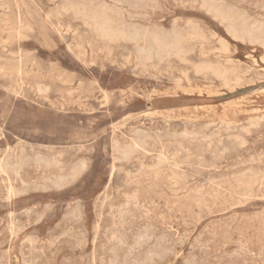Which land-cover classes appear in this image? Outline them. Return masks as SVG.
<instances>
[{"label": "rangeland", "instance_id": "1", "mask_svg": "<svg viewBox=\"0 0 264 264\" xmlns=\"http://www.w3.org/2000/svg\"><path fill=\"white\" fill-rule=\"evenodd\" d=\"M66 1L69 3V5L65 3ZM114 1H116V2H114ZM117 1H120L121 4L118 5L119 2H117ZM130 1L129 0H124V1L123 0H106V2H105V0H104V3L106 4L105 5V4H100V3H103V0H99V1L96 0V2H95V0H92V2H91V0H88V1L87 0H80V2L78 0H76V1L70 0L71 3L69 2V0H60V1L59 0H55V1L54 0H47V1L46 0H37V1L36 0H14V2H13V0H0V3H1L0 6L2 7V8H0L1 9L0 10V16H2V17H0V19L2 20V22L5 20L3 23H1V20H0V23H1L0 24V26H1L0 31L3 32V30H4V32H5V33L3 32V34H1V32H0V45H1L0 49L6 48L5 50H0V53H1L0 59H1V57L3 58V60L0 61V69L2 68L0 71V73H1L0 74V132H1L0 133V138H1L0 139V170H1L2 164L4 166L5 165L4 163L7 162L6 163V171L4 173L0 171V183H1L0 184V199H2V200L4 199L3 200L4 202L2 200H0V211H1L0 212V217H1L0 218L1 219L0 220V228H1L0 229V246H3V247H0V264H23V263H25V264H34V263L35 264H53L54 262H55L54 264H68V263L76 264L77 262H78L77 264H94V263L95 264H104V263L105 264H160V263H163V264H189V263L190 264H193V263L194 264H202V262H203V264H206V263L207 264H212V263L213 264H216V263L217 264H230V263L231 264H242V263L243 264H257V263L262 264V262L264 264V258H263L264 257V232H263L264 231V227H263L264 226V180H263L264 179V158H263L264 154H262V153H264V123L262 122L264 120V111H263L264 110V49H263V47H264V43H263L264 42V30H262V28L264 27V26H262V25H264V20H263V18H264L263 17L264 16V13H263V11H264V0H243V1H245L244 3H242V1H240V0H213V1L210 0V2H209V0H206V1L200 0L201 2L198 0L197 1L196 0H194V1L183 0L185 2L187 1L186 4L182 0H174V1L173 0H167V1L166 0H154V1L153 0H149V1L148 0H143V1L142 0H130ZM135 1H136V3H135ZM171 1H173V2H171ZM204 1H205V3H204ZM215 1H219V2H215ZM239 1H240V3H239ZM57 2H58V4H57ZM81 2L82 3L85 2V3L81 5ZM88 2H89V4H88ZM124 2H126L127 5ZM233 2H235V3H233ZM7 3H8V5H7ZM62 3H63V5H62ZM64 3L67 5L66 6L67 8L68 7L70 8V10H69V8L67 10L65 9L66 7H65ZM91 3L92 4L95 3V4L92 5ZM114 3H117V5ZM131 3H133V4H131ZM151 3H153V4H151ZM157 3L160 5V7ZM212 3L216 4L215 5L216 9L213 6L214 4H212ZM222 3L227 4V5L225 4L226 8L224 7V5ZM47 4H49V5H47ZM96 4H98V5H96ZM137 4L140 6V8ZM183 4H185V5H183ZM192 4H193V6H192ZM194 4H197V5H194ZM230 4H231V7H229ZM83 5H84V7H86L88 5L87 6L88 11H92V12L88 13L87 7H86V11L83 10L85 13L82 11V14H79L81 12L77 13V11H75L73 8V6L74 7L77 6L79 8H84ZM94 5H95L96 9H95ZM110 5H111V7L116 5L115 7H113L115 10L113 8H111ZM204 5H206L207 8ZM219 5H220V7H217ZM13 6H14V8H12ZM55 6H57V7L55 8ZM90 6L92 7L91 10L89 9ZM119 6H122V7H119ZM130 6L134 7L133 10L136 8L134 10L135 13H133L134 11H132ZM252 6L254 9L252 8ZM255 6H256V8H255ZM258 6H260V7H258ZM58 7L59 8L64 7V8H62L61 10L60 9L57 10ZM98 7L100 8V10L98 9ZM105 7H106V9H104ZM129 7H130V9H129ZM72 8H73V10H72ZM101 8L104 9L105 12ZM208 8H210L211 10ZM235 8H237L239 11ZM11 9H12V11H11ZM16 9H17V13H16ZM48 9L51 11H49ZM54 9H55V11H54ZM63 9H65L66 11L65 10L63 11ZM148 9H150V10H148ZM199 9H201V10H199ZM206 9H207V11H206ZM220 9H221V11H220ZM225 9H226V11H229V12H226ZM7 10H8V12H7ZM93 10H97V11L93 12ZM108 10H109V13H106V11H108ZM117 10H118V12H116V15L118 14L117 16L118 17L120 16L119 18H116L117 16H114L115 15L114 11H117ZM140 10H141V13H140ZM212 10H217L218 12L219 11L220 12L217 14L216 11L212 12ZM67 11H69L68 12L69 14L67 13ZM72 11H74L73 13L75 15H73V13H71ZM98 11H100V12H98ZM208 11H209V13L212 12L218 16H216L215 14L209 15ZM233 11H234V13H232ZM55 12L58 13L59 15L62 13L63 15L62 16L60 15L61 16L60 17ZM97 12L98 13L104 12V14H106L108 18H111V20H110L111 22L114 20L113 22L115 24H113V22H112V24L115 26L117 24V26H116L117 28H121V27L123 28L125 26L124 23H127V25L130 27H133L135 25L136 27H139V28L144 27L143 30H145L147 28L150 31H153V30L156 31L157 30L159 32V29L163 28V30L162 31L160 30V32L166 33V31H167V34L169 32H173L174 30L179 28V30H181L180 33L182 35H184L183 36L184 38H186L185 41H183V46H184V51L187 53L186 54H185V52L182 53L183 55H185V57L182 54L179 55V54L175 53V55H174L173 52L172 53L170 52L168 54L165 53L166 54V55L164 54L165 56L163 54L159 56V55H157L155 50H153V52L151 53L152 56L150 55V58H147L146 54H144L142 51H140L144 47H146V43L144 42V40H142V41L139 40V43L141 42L140 44L136 43L135 41H133L134 42L133 43L131 40H126V41L122 42L121 41L122 39L116 40L117 43H116V41H110L109 40L110 42H112V43H110L106 38L104 39V37L102 35H100L99 33L98 34L100 36L97 37L98 34L95 33V31H94L95 28H94V21L92 20L93 19L92 16L94 15V13L96 14ZM110 12H111V14H110ZM130 12L132 13V15ZM222 12L224 15L222 14ZM242 12H243V15H242ZM53 13H55V14H53ZM92 13H93V15H92ZM226 13H230L229 14L230 17ZM155 14H156V16H155ZM158 14L161 16H159ZM245 14H246V16L249 15L250 17L249 16L246 17ZM15 15H16V17H15ZM45 15H47L46 18L48 20L45 18ZM77 15L79 16L78 17L79 21L77 20L78 19L76 17ZM130 15L132 16V18H130L131 17ZM222 15H223V17H222ZM225 15H226V18H224ZM234 15H236V16H234ZM71 16H72V18H69ZM134 16H136V17L134 18ZM83 17H84V20L87 19V22H86V20L85 21L83 20ZM90 17L92 18L91 20L93 21V24H92V21L89 19ZM137 17L138 18L140 17V18L138 19ZM165 17H167V18H165ZM227 17H229V19L231 21L229 19H227ZM235 17H236V19L238 17L239 20L237 19L238 21H235L236 20ZM239 17H243V18L241 19ZM15 18H17V19H15ZM35 18L37 21L36 20L33 21ZM122 18L124 19L123 25H122V21H123ZM147 18H149V19H147ZM161 18L163 20H161ZM211 18H212V20H211ZM221 18H224L227 23L223 22L224 19H221ZM244 18H246V19H244ZM21 19H23V20H21ZM59 19H61V21ZM70 19H71V21H70ZM174 19L179 24L176 21H173ZM177 19H179V20H177ZM216 19H219L220 22H219V20H216ZM73 20L75 21L74 23H73ZM117 20H119L118 21L119 23L116 22ZM152 20H153V23H152ZM256 20H258V22ZM82 21H83V23H82ZM125 21H127V22H125ZM146 21L149 23H147ZM158 21H159L160 25L158 24ZM247 21L251 24L246 25V24H249ZM38 22H39V24L40 23L42 24V25L40 24L41 25V28L39 27L40 30H39V28H36V27L40 26V25H38ZM89 22L91 24H89ZM154 22L156 23L155 25H154ZM185 22H186V24H184ZM218 22H219V24H218ZM221 22H222V24L223 23L224 24L222 25ZM34 23L35 24L37 23V24L35 25ZM65 24H67V25H65ZM75 24L76 25L79 24L80 26H75ZM145 24H146V27H145ZM173 24H174V26H172ZM197 24H198V26H197ZM231 24H233V25H231ZM259 24H260V27H259ZM70 25H71V27H70ZM185 25H186V27H185ZM227 25H229V26H227ZM88 26L91 29H89ZM150 26H152V29H150L151 28ZM158 26L162 27V28H159ZM167 26L170 28H168ZM181 26H182V28L180 29ZM222 26H226L227 28L222 27ZM233 26H234V28H232ZM240 26L241 27L243 26V27L241 28ZM249 26H251V27H249ZM253 26L257 27L258 29L254 28ZM43 27L45 29L42 30ZM49 27H50V29H49ZM69 27L72 28V30ZM78 27L79 28L82 27L83 30H82V28L79 29ZM252 27H253V29H252ZM1 28H3V30H1ZM17 28H18V30H17ZM63 28H65L66 30ZM193 28H194V30H193ZM196 28H198V29H196ZM249 28H251V29H249ZM78 29L80 30V32H79L80 34L77 33ZM87 29H88L89 33H88ZM164 29L166 30L165 32H164ZM227 29H229V30H227ZM232 29H233V31H232ZM235 29H237V30H235ZM259 29H261V30H259ZM197 30H199V31H197ZM247 30L249 31V33L247 32ZM250 30L254 31L252 35H249L252 33V31H250ZM257 30H258V32H256ZM16 31H18V32H16ZM69 31H70V33H68ZM73 31H75V32L77 31V32L74 33ZM227 31H232L233 33L230 32V34H229V32H227ZM234 31L235 32L237 31L238 33L239 32L241 33L244 31L245 32L243 34L241 33L242 34L241 35L240 33L238 34L237 32H236L237 34H235ZM7 32H9V33H7ZM41 32H43V34ZM63 32H64V34H62ZM72 32H73V34H72ZM196 32H198V33H196ZM37 33H39V34L41 33L40 34L41 36L43 35L42 36L43 40H41L42 37L37 36L38 35ZM92 33H94V34L91 36ZM203 33H204V35H203ZM208 33H209V35H208ZM231 33H232V35L235 36L234 39H233V36L231 35ZM257 33H259V34H257ZM262 34H263V36H262ZM88 35H89V38H87ZM210 35H211V37H209ZM70 36L71 37L73 36L75 39H73V37L71 38ZM85 36H87V37H85ZM189 36L194 37V38H190ZM255 36H256V38L260 39L261 41L256 39ZM260 36H261V38H260ZM29 37H32V39H30ZM47 37H49V39H47ZM77 37H78V39H77ZM84 37H85V41H84ZM238 37H240V38H238ZM246 37H247V39H246ZM249 37H250V39H249ZM44 38H45V40H44ZM195 38H196V41H195ZM237 38H238V40H236ZM254 38L259 41V44L257 41H255ZM79 39H80V42H78ZM99 39H101L100 40L101 42L99 41ZM201 39H204V41H206V42H203V40H201ZM220 39L223 41H221ZM252 39H253V41H252ZM40 40L42 41V43ZM46 40L48 43L43 42ZM91 40L95 41V44L90 43ZM191 40H192V42H191ZM199 40H200V42H199ZM246 40H248V41L250 40V41L247 42ZM262 40H263V42H262ZM3 41H5V42H3ZM72 41H74L75 43L73 44ZM243 41H246V42L243 43ZM86 42L88 45L86 44ZM108 42L110 44H108ZM184 42H185V44H184ZM194 42H195V44H193ZM197 42L199 45H197ZM208 42L210 43L211 46H209ZM214 42H215V44H214ZM253 42L255 43V45ZM1 43H3L4 45ZM130 43H131V45H130ZM132 43H133V45H132ZM71 44H72V46H71ZM75 44H77L78 46H75ZM107 44H108V46H107L108 48L106 47ZM127 44H128V46H126ZM138 44L140 45V48H139ZM223 44H225V45H223ZM45 45H47V46H45ZM89 45H91V46H89ZM259 45L262 47H260ZM51 46H52V48L54 47L53 48L54 50H52ZM101 46H102V48L100 49ZM119 46H121V47H119ZM195 46H197V48ZM76 47H78V48H76ZM221 47H223L225 49V51H224V49L222 50ZM9 48H11V49H9ZM79 48L81 49V51H79ZM95 48L96 49L98 48V50H96ZM114 48L115 49L118 48V49H116L117 51ZM14 49H15V51H14ZM17 49H18V52H17ZM49 49H50V51H49ZM122 49H124V50H122ZM188 49H190V50H188ZM75 50L79 54H77V52ZM133 50H134V52H132ZM216 50H218V51H216ZM91 51L94 53H92ZM125 51H126V55H125ZM13 52H14V54L12 55L11 53H13ZM29 52H31V54ZM123 52H124V54H123ZM22 53H24V54H22ZM89 53H90V55H89ZM98 53H100L101 55H98ZM169 54L170 55L173 54V55L169 56ZM14 55H16V56H14ZM33 55L35 56V58H33L34 57ZM141 55L142 56L144 55V56L142 57ZM153 55H155V56H153ZM177 55H178V57H177ZM201 55H202V57H201ZM83 56L85 57V59ZM91 56H92V58H90L91 59V61H90V59L88 57H91ZM106 56H107V58H106ZM112 56H114V57H112ZM96 57H98V58H96ZM135 57H138V58H135ZM145 57H146V59H143ZM152 57H153V59H152ZM175 57L177 59L179 58L181 60H177ZM6 58H8V59L10 58L9 60H11V61H9L8 59L5 60ZM105 58H106V61H105ZM141 58H142V60H141ZM162 58L164 60H161ZM35 59H36V61H35ZM88 59H89V61H88ZM130 59L132 62L130 61ZM137 59L139 61H136ZM147 59L151 60V62H149V60H147ZM157 59L159 61H155ZM133 60H134V63H133ZM144 60H147V61H144ZM160 60L162 61L161 64H160ZM209 60H211V62ZM216 60H217V63H216ZM5 61L6 62L9 61V64H8V62L6 64ZM201 61H203V62L201 63ZM49 62H51V64H48ZM123 62L124 63L126 62V63L124 64ZM207 62L208 63L210 62L209 68L206 67ZM227 62H229V64H227ZM1 63H3V64H1ZM90 63H92L93 65ZM127 63H130L131 65L130 64L128 65ZM152 63H154V65ZM133 64H137V65H133ZM173 64H175V65H173ZM48 65L50 66V68ZM52 65H54V67ZM55 65H57V66H55ZM123 65H124V68H123ZM140 65H141V67H140ZM158 65L161 67H158ZM165 65H167L168 67L166 68ZM212 65L214 67H212ZM239 65H241V66H239ZM14 66H15L16 71H15V69L14 70L12 68L10 69V67L14 68ZM40 66H41V68H40ZM120 66H122V67H120ZM171 66H175V68L173 67V69H172ZM99 67H101V69ZM153 67L155 69H153ZM192 67H194V69ZM218 67H219V69L221 68L222 70L221 69L219 70ZM236 67L239 70H237ZM22 68H23V70H22ZM93 68H95V69H93ZM102 68H103V70H102ZM140 68H142V69H140ZM163 68H164V70H163ZM195 68H197L198 70ZM231 68H233L232 71H231ZM12 70H13V72H10ZM24 70H25V72H24ZM64 70H66V72ZM67 70L69 73L67 72ZM143 70H144V72H143ZM165 70H166V72H165ZM185 70H186V72H185ZM217 70L219 72L225 70V71H223L224 73L227 71H229V72L225 73V75H220L219 72H217ZM236 70H237V72H236ZM193 71H195V72H193ZM208 71H210V72H208ZM213 71H214V73L217 72L216 73L217 76H215L216 74L213 75ZM247 71H248V73H246ZM5 72H6V74H5ZM58 72H59V74H58ZM60 72H61V74L63 72V74L60 75ZM184 72H185L186 76L184 75ZM202 72H204V73H202ZM211 72H212V74H211ZM7 73L10 75L8 76ZM13 73H15V74H13ZM46 73H47L48 77L45 76ZM75 73L76 74L79 73L80 76H79V74L76 75ZM162 73H164L166 75H164ZM230 73H231V75H227ZM254 73H256V74H254ZM2 75H4V76H2ZM26 75H27V77H26ZM37 75H38V77H37ZM53 75H58L56 77L59 78L61 81L56 79V77ZM5 76H6V78H5ZM70 76H71V78H70ZM219 76H220V78H218ZM33 77L35 78V80ZM50 77H51V79L49 80ZM216 77H217V79H216ZM67 78L70 79V80H68L69 83L66 82ZM153 78H154V80H153ZM172 78H173V80H172ZM9 79H11L10 81L12 84L10 82H8ZM71 79H72V81H71ZM83 81H84V83H83ZM187 81H188V83H187ZM59 82H61L63 84L65 83L64 84L65 86H63V84H61ZM78 82H79V84H78ZM95 82H96V85H95ZM190 82H192V83H190ZM237 82H239L240 84H238ZM58 83L61 85H59ZM88 83H90V85ZM48 84H49V86H47ZM70 84H71V86H70ZM36 85H37L38 89L36 88ZM8 86H10L11 88L9 89ZM46 86L48 87V89ZM91 86H93L92 90H91ZM40 87H41L40 93L42 92L41 94L39 93ZM4 89L6 92L3 91ZM7 89H9V90H7ZM45 89L48 90V93L51 89L52 90L48 94L47 91L43 92V91H45ZM86 89H87V91H86ZM67 90H68V93H72V94L68 95ZM69 90H71V92ZM72 90L75 91L76 93L75 92L73 93ZM58 92L59 93L65 92V93L59 94ZM91 92H93V94ZM84 93H86V94L84 95ZM51 94H53V95H51ZM104 94L106 97L104 96ZM65 95H67V96H65ZM60 96H62L61 97L62 99L60 98ZM69 96H71L73 98H71ZM129 96H130V98H129ZM69 98H71V99H69ZM69 100H70V102H69ZM74 101H77V102L74 103ZM48 102H49V105H48ZM102 105H103V107H102ZM237 106H238V108H237ZM87 107H88V110H87ZM143 112L144 113L146 112V113L144 114ZM245 112H246V115H245ZM253 112L254 113L257 112V113L252 114ZM125 120L127 123L125 122ZM57 122H58V124H56ZM259 122H262V124H260ZM83 123H85V124H83ZM86 123H88V124H86ZM249 123H250V125H249ZM251 123H252V125H251ZM123 124H124V126H123ZM141 124H142V126H141ZM258 124L262 125L263 127L259 126ZM256 125H258V126L256 128H254ZM72 126H73V128H72ZM225 126H227L229 128H227ZM249 126H250V128H249ZM114 127H116V128H114ZM199 127H200V129H199ZM240 127H242V128H240ZM141 128H143V129H141ZM232 128H234L238 131H236V130L234 131V129H232ZM251 128H253V129H251ZM83 129H84V131H83ZM112 129H113V131H112ZM212 129H214V130H212ZM133 130H134L135 134L132 133ZM217 130H218V132H217ZM232 130H233V132H232ZM249 130H251V131H249ZM195 131H197L199 133H197ZM205 131H206V134L204 133ZM209 131L211 134L209 133ZM179 132L181 134H179ZM186 132H187V134H185ZM215 132L217 134H215ZM165 133H167V134H165ZM175 133L177 134L179 139H177L178 137H174L176 135ZM190 133H194V134H192L193 135L192 138L194 140H192V138L190 137L191 136ZM219 133L224 135V137L222 135H220ZM224 133H226V134H224ZM189 134H190V136H189ZM212 134H213V136H210ZM244 134H245V136H244ZM195 135H197V136H195ZM215 135H220V136L216 137ZM230 135H232L233 138L229 137ZM114 136H115V138H114ZM208 136H210V137H208ZM80 137H82V138H80ZM105 137H106V139H105ZM186 137L187 138L190 137V138L187 139ZM220 137H222V138H220ZM154 138H155V140H154ZM203 138H204V141L202 142ZM208 138L210 141H206V140H208ZM226 138H229V140H227ZM244 138H246V139H244ZM101 139H103V141ZM125 139H126V141H124ZM225 139H226V141H224ZM235 139L237 141H235ZM137 140H138V143H137ZM245 140L248 142V144ZM20 141H22V143ZM123 141H124V143H123ZM129 141L130 142L132 141V144ZM160 141H161V143H160ZM193 141H194V143H193ZM213 141L214 142L217 141V142L214 143ZM117 142L122 144V146H119L120 144H118ZM142 142H144V143H142ZM220 142H222V144ZM238 142H240V143H238ZM244 142H245V144L243 146ZM95 143L97 144V146ZM134 143H136V144H134ZM126 144L129 146L127 147ZM153 144L155 146H153ZM217 144H219V145L216 147ZM224 144H225V146H224ZM227 144H229V145H227ZM241 144H242V147L240 146ZM78 145H79V147H78ZM208 145H210V146H208ZM232 145L235 148H231V147H233ZM80 146H82V148L84 147V149L79 151L78 149H82ZM124 146H126L127 148ZM131 146H133V147L131 148ZM151 146H152L153 152L151 150ZM45 147H46V149H45ZM73 147H74V149H73ZM120 147H122V148H120ZM161 147H163V148H161ZM180 147H182V149ZM222 147L224 150L222 149ZM239 147H240V149H238ZM110 148L111 149L114 148V149L111 150ZM117 148L121 149V151L119 150L120 152H118ZM128 148L130 150L132 149L133 152H132V150L131 151L128 150ZM225 148H226L227 152H226ZM227 148L230 149V152H229V149H227ZM246 148H248V149H246ZM18 149H20L21 151H18ZM38 149H40V150H38ZM48 149L51 151H49ZM219 149L221 150V152L219 151L220 154H218ZM26 150H29V151L26 152ZM144 151H145V153H144ZM146 151H148V152H146ZM161 151L163 153H165V156L163 155V153H161ZM253 151L254 152L256 151L257 154H255ZM22 152H23V154L20 155V153H22ZM36 152H38L39 154L37 155ZM115 152H117V154L120 153V156L117 155ZM124 152H126V153L124 154ZM136 152H138V154ZM173 152H174V154H173ZM215 152L217 153V155L215 154ZM241 152L246 153V154H241ZM133 153L134 154L136 153V154L134 155ZM147 153H148V155H147ZM211 153H213V155ZM238 153H239V155H238ZM56 154H57V156H56ZM126 154H129V155H126ZM141 154H144V155H141ZM158 154H159L161 160L159 159ZM229 154H230V156H229ZM231 154H233V155H231ZM22 155L26 159L24 157H22ZM32 155H35V156H32ZM39 155H41L42 157ZM9 156L11 159L9 158ZM15 156L17 158V161L22 159L21 160L22 162H20L21 166H20L19 162L16 161L17 162L16 163L14 161V160H16ZM45 156H47V157H45ZM50 156H52V157H50ZM98 156H99V159H98ZM126 156L127 157L129 156V157L127 158ZM27 157L29 159H27ZM54 157L57 161L55 159H53ZM119 157H120V159H119ZM256 157L259 159L257 160ZM4 158H5V160H4ZM51 158L55 163H52L53 161L49 160ZM85 158H87V159H85ZM115 158H118V159H115ZM129 158H130V160H128ZM168 158H170L169 161L172 160L173 162H171V161L169 162ZM246 158H248V159H246ZM254 158H256L255 161L254 160L252 161V159H254ZM6 159L10 160L12 162L6 161ZM44 159H45V162H44ZM124 159H125V163H124ZM250 159H251V161H249ZM29 160H31V161H29ZM35 160H36V162H35ZM79 160L80 161L84 160L85 162L84 161L80 162ZM142 160H143V162H142ZM225 160H226V162H225ZM47 161L49 162V166L47 165V163H48ZM89 161H90V163H89ZM139 161H141L140 162L141 164L140 163L138 164ZM259 161H261V162H259ZM37 162H38V164H37ZM177 162L179 165H177ZM243 162H244V164H243ZM247 162L248 163L250 162L249 165L247 164ZM252 162H254V163H252ZM42 163H43V165L45 164L44 166H47V168H45L44 166H41ZM171 163H173V165H175V166L171 165ZM7 164H9V165H7ZM32 164L35 165L34 166L35 169L33 168ZM50 164L52 166V169H51ZM72 164H76L75 167H74V165L72 166ZM158 164H160V165H158ZM59 165H61V166H59ZM70 165H71L72 169L78 168V170L76 169L77 171L74 170V171H76V175H75V173H73L74 172L73 170H72L73 172H71V171L69 172L68 169H71ZM143 165H146V166H143ZM156 165H157V167H156ZM231 165L232 166L234 165L233 168H230ZM235 165H237V166H235ZM238 165L239 166L241 165V166L239 167ZM19 166L23 167L24 169L20 168ZM84 166H86V169H83ZM90 166H91V168H90ZM8 167H9V169H8ZM43 167L45 169H43ZM10 168H11V170H10ZM16 168H17V170H16ZM79 168H80V170H79ZM121 168H123V169H121ZM14 169L17 173L14 171ZM118 169L120 172L118 171ZM141 169H142V171H140ZM147 169H148V171H146ZM159 169H161V170L159 171ZM20 170H21V172L22 171L23 172L21 173ZM157 170H158V172H157ZM51 171H54V172H51ZM78 171H80L81 173ZM167 171H168V173H167ZM248 171H251V173H249ZM162 172L163 173L165 172L164 173L165 175ZM176 172H177V174H176ZM178 172H179V174H178ZM2 173H3V175H2ZM56 173H57V175H56ZM145 173H147V174L151 173V174H149L147 176V174H145ZM259 173H260V175H259ZM11 174H12V176H11ZM33 174H34V176H33ZM242 174H244V175L242 176ZM42 175H44V176H42ZM68 175H69V177H68ZM78 175L80 178L78 177ZM174 175L175 176L177 175L176 178ZM255 175H257V176H255ZM3 176H5L7 179ZM19 176H22L23 178L19 177ZM38 176H39V178H40V176L42 177L40 179V182L38 181V179H39ZM64 176H66V177H64ZM74 176L76 178L78 177L79 179L74 178ZM161 176L163 179L161 178ZM167 176H168V178H167ZM181 176H182V178H181ZM258 176H260V177H258ZM11 177H13V178H11ZM16 177L18 178L19 181L17 180ZM43 177H45V178L43 179ZM56 177H59V178H57L58 181H57ZM60 177H61V179H60ZM170 177H172V178H170ZM232 177H234V178H232ZM254 177H256V178H254ZM47 178H48V181H47ZM13 179H15V180H13ZM126 179L128 180V182L129 181L130 182L128 183L126 181ZM139 179L140 180L143 179V180L140 181ZM165 179H167V180L169 179L167 183L165 182ZM3 180H4V182H3ZM131 180L133 182H131ZM137 180H138V182L140 181L139 184H138ZM147 180H148V182H147ZM153 180H154V182H153ZM11 181L14 183H12ZM46 181L48 182V184ZM55 181H56V183H55ZM75 181H77V182H75ZM149 181H150V183H149ZM172 181H173V183H171ZM33 183H34V186L31 185ZM50 183H53L54 185H52ZM60 183H62V185ZM64 183H65V186L67 185L66 187L64 186ZM67 183L68 184L70 183V185H68ZM126 183L128 184L127 186H125ZM140 183L142 184V186ZM144 183H146V184H144ZM236 183L237 184L240 183V184H238V186H240V187H237ZM44 184H46L45 187H44ZM123 184H125V185H123ZM135 184H138V186H140V188H138L137 185H136L137 186L136 187ZM176 184H177V186H176ZM227 185H229V186H227ZM21 186H22V188H21ZM51 186H52V188H51ZM28 187L30 189H28ZM59 187H60V189H59ZM148 187H149V190H148ZM233 187H235V188L232 189V191H231V188H233ZM7 188H9L10 190ZM20 188H21V191H19ZM119 188H121V189H119ZM144 188L147 190H145ZM169 188H170V190H169ZM25 189L26 190L28 189L27 192L25 191ZM37 189H40V190L38 191ZM182 189H184V190L186 189V191H184ZM196 189H199L198 192L196 191ZM238 189H239V191H238ZM29 190H32V191L29 192ZM126 190H127V192H126ZM140 190H142V191L144 190V192H142ZM168 190L170 192L172 191L171 194ZM221 190H223V191H221ZM5 191H6V194H5ZM15 191L18 193H16ZM44 191H46V192L44 193ZM116 191H119V192H117L115 195ZM147 191H148V194H145V193H147ZM242 191L243 192L245 191V192L243 194H241ZM120 192H122V193H120ZM134 192L137 194H135ZM140 192H141V194H139ZM150 192H152V193H150ZM238 192H239V194H238ZM118 193H120V194L118 195ZM125 193L126 194L129 193V194L125 195ZM130 193H131V197H130ZM227 193H230V194H227ZM132 194L135 196L133 197ZM184 194H185V196H184ZM15 195H18V197H16ZM157 195L159 196V198H156V197H158ZM181 195H183V196H181ZM209 195H211V196H209ZM216 195H218V196H216ZM229 195H230V197H229ZM10 196H13V198L12 197L10 198ZM85 196H86V198H85ZM244 196H246V197H244ZM6 197H7V199H6ZM138 197L140 198V200ZM219 197H221V198H219ZM109 198H111V199L109 200ZM187 198H189V201L186 200ZM235 198H236V200H235ZM38 199H39V201H38ZM94 199H95L96 203L94 202ZM123 199H125V200H123ZM129 199H132V200L129 201ZM144 199H145V201H144ZM167 199H171V201L170 200L168 201ZM134 200H136V201H134ZM195 200H196V202H195ZM223 200H224V202H223ZM17 201H19V203H22V204L20 205L19 203H17ZM24 201L27 203L26 205H25ZM157 201H158V204H157ZM192 201H193V203H192ZM210 201H211V203H210ZM134 202H136V203H134ZM122 203L124 205H121ZM132 203H134V204H132ZM155 203H156V205H155ZM172 204H174V205H172ZM179 204H181V205L179 206ZM195 204H197V205H195ZM45 205H47V206H45ZM119 205H120V207H118ZM136 205H138V206H136ZM139 205H141V206H139ZM147 205L150 207H148ZM187 205L188 206L194 205L193 207H196V208L190 207L188 209ZM114 206H117V207H114ZM183 206L185 209L186 208L187 209L185 210L183 208ZM207 206L209 208H207ZM229 207H231V208H229ZM48 208H50V209L47 210ZM128 208L130 209V211ZM157 208H158V210H157ZM42 209L43 210L45 209V210L43 211ZM135 209H138L139 211L135 210ZM145 209L147 211H145ZM125 210H126V212H125ZM127 210L130 212L129 214H128ZM177 210H178V213H177ZM221 210H223V211H221ZM60 211H62V212H60ZM156 211L160 215H158V213ZM160 211H161V213H160ZM146 212H147V214H146ZM152 212L155 213V216L156 215L157 216L155 217L153 214H151ZM222 212H223V214H222ZM145 214L149 217V219ZM6 215H7V217H6ZM53 215H55V216L53 217ZM108 215H110V216H108ZM115 215H116V217H115ZM179 215H180V217H179ZM208 215H209V217H208ZM21 216H23V217H21ZM32 216L34 219L32 218ZM96 216H98V217H96ZM160 216L163 218V220L161 219ZM182 216H183V218H182ZM248 216L250 218H248ZM190 217H191V219H190ZM226 217H229V218H226ZM66 218L69 221V223L66 220ZM129 218H130V220H128ZM134 218H137V219L135 220ZM186 218L189 221H187ZM233 218H235V219H233ZM241 218H242V221H241ZM153 219H154V221H153ZM169 219H170V221H169ZM37 220L39 222H41L42 220L43 221L41 223H39ZM59 220H61V221H59ZM71 220H73V221H71ZM114 220H116V221H114ZM132 220L134 221L135 224L133 223ZM141 220H144L143 221L144 223ZM210 220H212V221H210ZM214 220H216V221H214ZM218 220L220 223L218 222ZM224 220L226 223L224 222ZM36 221L38 224L36 223ZM126 221H127V224H130V225H127ZM148 221L151 223V225ZM181 221H183V222L181 223ZM194 221H197V224H196V222L194 223ZM113 222H116L115 224H117V225L115 226V224ZM173 222H174V224H173ZM222 222H223V224H222ZM258 222H259V224H258ZM187 223H188V225H186ZM189 223L190 224L192 223L191 226ZM136 224H140V225H136ZM148 224H149V227H148ZM158 224H161L163 227L161 225H158ZM208 224H209V226H208ZM122 225L125 227H123ZM154 225L156 228L154 227ZM185 225H186V227H185ZM259 225H260V227H259ZM88 226H89V229H88ZM150 226H152V227H150ZM115 227L117 228V230ZM240 227H241V229H240ZM16 228H18V229H16ZM103 228L105 230H103ZM121 228H122V230H121ZM131 228L133 231L130 230ZM160 228H161V230H160ZM201 228H203L204 230L203 229L201 230ZM205 228H207V229H205ZM227 228H229L230 231H227V230H229ZM125 229H127V230H125ZM147 229H149V230H147ZM260 229L263 230L262 231L263 234L261 232H259ZM188 230H192V231H190L192 233L190 234V232ZM255 230H257V231H255ZM76 231H78L80 234L77 233ZM129 231H130V233H129ZM156 231L159 232L158 235H157ZM247 231H249V232H247ZM88 232H90V233H88ZM125 232H127V233H125ZM153 232H154V234H153ZM68 233H70L69 237H68L69 239L66 237V236H68ZM116 234H118V235L116 236ZM212 234H214V235H212ZM13 235H15L14 238H13ZM86 235H87V237H86ZM125 235H127V236L129 235L128 236L129 238ZM162 235H164V236H162ZM170 235H171V238H170ZM241 235L243 238L241 237ZM70 236H73L72 237L73 239ZM108 236H109V238H108ZM152 237H153V239H151ZM157 237H158V239H157ZM75 238H77V239H75ZM165 238L166 239L168 238V239L166 240ZM194 238H196V239H194ZM197 238H199V239H197ZM61 239H62V241H61ZM126 239L129 240L130 242L129 241L127 242ZM204 239H206V240H204ZM6 240H9V242ZM28 240L31 243H29ZM53 240H54V242H53ZM72 240H74V241H72ZM77 240H79V241H77ZM81 240L83 242H81ZM177 240H180V242ZM195 240L198 243L199 242L200 243L198 244L197 242H195ZM167 241L169 243L171 241H173V242H171V244H169ZM182 241H183V244H181ZM205 241H206V243H205ZM114 242L116 243V245ZM23 243H26V244H23ZM76 243L78 244V246L80 245L78 249L76 248V247H78ZM97 243H99V244H97ZM104 243H106V244H104ZM227 243H229V244H227ZM1 244H3V245H1ZM33 244H34V246H32ZM147 244H149V245H147ZM57 245H59V246L57 247ZM98 245H99V247H98ZM198 245L200 248L198 247ZM214 245H216V246H214ZM15 246H16V248H15ZM81 246H82V249H81ZM20 247H21V250H20ZM172 247H173V249H172ZM97 248H98V250H97ZM136 248H138V249H136ZM194 248H195V250H194ZM207 248H209V249L207 250ZM246 248H248V249L245 250ZM60 249L62 252L60 251ZM99 249H100V253H99ZM103 249L107 253L103 254L104 253ZM125 249H126V251H125ZM202 249L203 250L205 249V251H202ZM170 250H172V252ZM3 251H4V253H3ZM49 251H50V253H48ZM25 252L27 253V255ZM38 252L41 255H39ZM7 253H8V255H7ZM177 253H179V254H177ZM224 253H225V255H224ZM233 253H235V254H233ZM238 253H239V256H238ZM251 253H253L254 255ZM52 254L54 257L52 256ZM135 254H137V255L134 256ZM244 254H245V256H244ZM25 255H26V257H25ZM68 255H70V256H68ZM106 255L107 256L110 255V256H109V258L106 257V261H105L104 256H106ZM120 255H121V257H120ZM227 255H229V256H227ZM232 255L234 256V258ZM50 256H52L53 258ZM82 256H84L83 257L84 262H83ZM46 257L48 259V262L45 259ZM92 258H93V260H92ZM40 259H41V262H40ZM66 259H68V260H66ZM94 259L96 260V262ZM187 259H189L190 261ZM156 260H157V263H155ZM197 260H198V262H195ZM206 260H207V262H206ZM43 261H46L47 263L43 262ZM97 261H98V263H97ZM231 261H233V262H231ZM63 262H65V263H63ZM121 262H123V263H121ZM166 262H169V263H166Z\"/></svg>", "mask_w": 264, "mask_h": 264}, {"label": "bare ground", "instance_id": "2", "mask_svg": "<svg viewBox=\"0 0 264 264\" xmlns=\"http://www.w3.org/2000/svg\"><path fill=\"white\" fill-rule=\"evenodd\" d=\"M36 1H37V0H36ZM46 1H47V0H46ZM54 1H55V0H54ZM59 1H60V0H59ZM71 1H72V0H71ZM75 1H76V0H75ZM78 1L80 2V0H78ZM87 1H88V0H87ZM98 1H99V0H98ZM123 1H124V0H123ZM129 1H130V0H129ZM142 1H143V0H142ZM148 1H149V0H148ZM153 1H154V0H153ZM166 1H167V0H166ZM166 1H165V2H166ZM173 1H174V0H173ZM173 1H171V2H173ZM182 1H183V0H182ZM191 1H194V0H191ZM196 1H197V0H196ZM198 1H200V0H198ZM205 1H206V0H205ZM205 1H204V3H205ZM212 1H213V0H212ZM212 1H211V2H212ZM240 1H242V3L245 2V1H243V0H240ZM240 1H239V3H240ZM13 2H14V0H13ZM28 2H29V1H28ZM49 2H50V1H49ZM51 2H52V1H51ZM63 2H64V1H63ZM69 2H70V0H69ZM79 2H78V3H79ZM91 2H92V0H91ZM93 2H94V1H93ZM95 2H96V0H95ZM105 2H106V0H105ZM109 2H110V1H109ZM114 2H116V1H114ZM117 2H119L118 5L121 4L120 1H117ZM130 2H131V1H130ZM156 2H157V1H156ZM175 2H176V1H175ZM175 2H174V3H175ZM178 2H179V1H178ZM178 2H177V3H178ZM183 2L186 4L187 1H186V2L183 1ZM200 2H201V1H200ZM209 2H210V0H209ZM215 2H219V1H215ZM246 2H247V1H246ZM65 3L69 5V3H68L67 1H66ZM65 3H64V4H65ZM70 3H71V2H70ZM73 3H74V2H73ZM84 3H85V2H84ZM84 3L81 2V5L84 4ZM86 3H87V2H86ZM122 3H123V2H122ZM124 3H126V2H124ZM135 3H136V1H135ZM147 3H148V2H147ZM147 3H146V4H147ZM181 3H182V2H181ZM194 3H195V2H194ZM231 3H232V2H231ZM233 3H235V2H233ZM37 4H38V3H37ZM57 4H58V2H57ZM57 4H56V5H57ZM60 4H61V3H60ZM66 4H65V7L67 6ZM76 4H77V3H76ZM88 4H89V2H88ZM91 4H92V3H91ZM93 4H95V3H93ZM93 4H92V5H93ZM100 4H105V3H104V0H103V3H100ZM100 4H99V5H100ZM114 4L117 5V3H114ZM114 4H113V5H114ZM131 4H133V3H131ZM151 4H153V3H151ZM157 4H158V3H157ZM175 4H176V3H175ZM185 4H183V5H185ZM190 4H191V3H190ZM199 4H200V3H199ZM212 4H214L213 6H214V8H215V5H216V4H215V3H212ZM222 4H223V3H222ZM225 4H226V3H225ZM225 4H223V5H224V7L226 8V5H227V4H226V5H225ZM247 4H248V3H247ZM253 4H254V3H253ZM0 5H1V3H0ZM7 5H8V3H7ZM38 5H39V4H38ZM47 5H49V4H47ZM52 5H53V4H52ZM62 5H63V3H62ZM92 5H91V6H92ZM96 5H98V4H96ZM105 5H106V4H105ZM113 5H112V6H113ZM116 5H115V6H116ZM126 5H127V3H126ZM137 5H138V4H137ZM141 5H142V4H141ZM158 5H159V4H158ZM194 5H197V4H194ZM209 5H210V4H209ZM235 5H236V4H235ZM248 5H249V4H248ZM257 5H258V4H257ZM15 6H16V5H15ZM57 6H58V5H57ZM57 6H55V8H56ZM77 6H78V5H77ZM77 6H76V7L73 6L74 10L77 11V13H78V12H81V13H79V14H82V11H83V10L86 11V7H87L88 5H87V6L85 5L86 7H84V5H83L84 8H79V7H77ZM79 6H80V5H79ZM91 6H90V8H89L90 10H91V8H92ZM100 6H101V5H100ZM102 6H103V5H102ZM108 6H109V5H108ZM115 6H113V7H115ZM122 6H123V5H122ZM122 6H119V7H122ZM138 6H139V5H138ZM169 6H170V5H169ZM175 6H176V5H175ZM192 6H193V4H192ZM200 6H201V5H200ZM204 6H206V5H204ZM213 6H212V7H213ZM221 6H222V5H221ZM232 6H233V5H232ZM236 6H237V5H236ZM4 7H5V6H4ZM10 7H11V6H10ZM53 7H54V6H53ZM80 7H81V6H80ZM94 7H95V5H94ZM106 7H107V6H106ZM106 7H105L104 9H106ZM110 7H111V5H110ZM113 7H111V8H113ZM124 7H125V6H124ZM127 7H128V6H127ZM130 7H131V6H130ZM130 7H129V9H130ZM144 7H145V6H144ZM159 7H160V5H159ZM180 7H181V6H180ZM189 7H190V6H189ZM198 7H199V6H198ZM217 7H220V5L217 6ZM229 7H231V4H230ZM237 7H238V6H237ZM258 7H260V6H258ZM258 7H257V8H258ZM261 7H262V6H261ZM0 8H2V7L0 6ZM12 8H14V6H13ZM62 8H64V7H62ZM62 8H59V7H58L57 10H58V9L61 10ZM68 8H69V7H68ZM68 8L66 7L65 9L67 10ZM73 8H72V10H73ZM133 8H134V7H131L132 11H134V10L136 9V8H135V9L133 10ZM139 8H140V6H139ZM146 8H147V7H146ZM157 8H158V7H157ZM181 8H182V7H181ZM200 8H201V7H200ZM202 8H203V7H202ZM206 8H207V6H206ZM210 8H211V7H210ZM210 8H208V9H210ZM221 8H222V7H221ZM238 8H239V7H238ZM252 8H253V6H252ZM255 8H256V6H255ZM24 9H25V8H24ZM29 9H30V8H29ZM51 9H52V8H51ZM65 9H63V11H64ZM95 9H96V7H95ZM98 9L100 10L99 7H98ZM101 9H102V8H101ZM104 9H102V10L104 11ZM108 9H109V8H108ZM113 9H114V8H113ZM118 9H119V8H118ZM122 9H123V8H122ZM141 9H142V8H141ZM152 9H153V8H152ZM152 9H151V10H152ZM160 9H161V8H160ZM164 9H165V8H164ZM164 9H163V10H164ZM182 9H183V8H182ZM189 9H190V8H189ZM203 9H204V8H203ZM215 9H216V8H215ZM222 9H223V8H222ZM235 9H237V8H235ZM249 9H250V8H249ZM253 9H254V8H253ZM0 10H1V9H0ZM2 10H3V9H2ZM48 10H49V9H48ZM57 10H56V11H57ZM66 10H65V11H66ZM69 10H70V8H69ZM102 10H101V11H102ZM109 10H110V9H109ZM109 10L106 11V13H109ZM111 10H112V9H111ZM114 10H115V9H114ZM148 10H150V9H148ZM154 10H155V9H154ZM156 10H157V9H156ZM199 10H201V9H199ZM210 10H211V9H210ZM217 10H218V9H217ZM217 10H212V12H213V11H216L217 14H218V13L221 11V9H220L219 12H218ZM231 10H232V9H231ZM237 10H238V9H237ZM247 10H248V9H247ZM255 10H256V9H255ZM258 10H259V9H258ZM262 10H263V9H262ZM11 11H12V9H11ZM49 11H51V10H49ZM54 11H55V9H54ZM87 11H88V7H87ZM94 11H97V10H93V12H94ZM119 11H120V10H119ZM128 11H129V10H128ZM136 11H137V10H136ZM142 11H143V10H142ZM152 11H153V10H152ZM164 11H165V10H164ZM164 11H163V12H164ZM167 11H168V10H167ZM202 11H203V10H202ZM206 11H207V9H206ZM223 11H224V10H223ZM225 11H226V9H225ZM238 11H239V10H238ZM259 11H260V10H259ZM7 12H8V10H7ZM24 12H25V11H24ZM58 12H59V11H58ZM68 12H69V11H67V13H68ZM73 12H74V11H72L71 13H73ZM83 12H84V11H83ZM89 12H92V11H88V13H89ZM98 12H100V11H98ZM98 12H97L96 14L94 13V15H93V13H92L93 16L90 14V15L92 16L93 19H92L91 17H90L89 19H90V20L92 19V20L94 21V28H95L94 31H95V33H97V34L99 33L100 35H102V36L104 37V39L106 38L108 41H109V40H110V41H116V40H118V39H119V40L122 39V40H121L122 42H123V41H126V40H131L132 42L135 41L136 43H139V40H141V41L144 40V42L146 43V47H144V48H143L142 50H140V51H142L144 54H146L147 58H150V55H151V53L153 52V50H155V52H156L157 55H159V56L162 55V54L164 55L165 53L168 54V53H170V52H171V53L173 52L174 55H175V53L181 55L183 52H185V51H184V46H183V41H185L186 38H184V37H183L184 35H182V34L180 33L181 30H179V28L176 29V30H174L173 32H169V33L167 34V31H166L165 29H164V32L166 31V33H162V32H160V30L162 31L163 28L158 26L159 28H162V29H159V32H158L157 30H156V31L153 30V31H154V32H153V31H150V30L147 29V28H146L145 30H143L144 27H143V28L141 27V28H142V29H141V28H139V27H136L135 25H134L133 27H130V26L127 25V23H124V19H123V18H122V20H123V21H122V25H123V23H124L125 26H124L123 28H122L121 26H120L121 28H117V27H116L117 24H116V26L113 25V24H115V23L113 22L114 20L112 21V22H113V24H112V22L110 21L111 18H108L107 15L104 14L105 11H104V12H101V13H98ZM116 12H118V10H117V11H114V13H115L114 16H117V15H118V14L116 15ZM123 12H124V11H123ZM161 12H162V11H161ZM212 12L209 13V11H208V14H209V15H210V14H215V13H212ZM226 12H229V11H226ZM243 12H244V11H243ZM243 12H242V15H243ZM249 12H250V11H249ZM251 12H252V11H251ZM254 12H255V11H254ZM12 13H13V12H12ZM12 13H11V14H12ZM16 13H17V9H16ZM35 13H36V12H35ZM55 13H56V12H55ZM55 13H53V14H55ZM59 13H60V12H59ZM84 13H85V12H84ZM88 13H87V14H88ZM120 13H121V12H120ZM130 13H131V12H130ZM133 13H135V11H134ZM140 13H141V10H140ZM232 13H234V11H233ZM263 13H264V11H263ZM9 14H10V13H9ZM56 14H57L58 16H60V15L62 16V15H63L62 13H61L60 15H59L58 13H56ZM68 14H69V13H68ZM68 14H67V15H68ZM79 14H78V15H79ZM87 14H86V15H87ZM110 14H111V12H110ZM122 14H123V13H122ZM128 14H129V13H128ZM159 14H160V13H159ZM159 14H158V15H159ZM222 14H223V12H222ZM226 14L229 15L230 13H226ZM248 14H249V13H248ZM261 14H262V13H261ZM64 15H65V14H64ZM73 15H75V14L73 13ZM78 15L76 16L77 18L79 17ZM131 15H132V13H131ZM131 15H130V16H131ZM134 15H135V14H134ZM137 15H138V14H137ZM147 15H148V14H147ZM215 15H216V14H215ZM223 15H224V14H223ZM223 15H222V17H223ZM242 15H241V16H242ZM257 15H258V14H257ZM46 16H47V15H45V18H46ZM52 16H53V15H52ZM61 16H60V17H61ZM65 16H66V15H65ZM88 16H89V15H88ZM124 16H125V15H124ZM150 16H151V15H150ZM150 16H149V17H150ZM155 16H156V14H155ZM159 16H161V15H159ZM159 16H158V17H159ZM169 16H170V15H169ZM169 16H168V17H169ZM213 16H214V15H213ZM216 16H218V15H216ZM216 16H215V17H216ZM231 16H232V15H231ZM234 16H236V15H234ZM245 16H246V14H245ZM247 16H249V15H247ZM247 16H246V17H247ZM254 16H255V15H254ZM258 16H259V15H258ZM0 17H2V16H0ZM15 17H16V15H15ZM48 17H49V16H48ZM54 17H55V16H54ZM119 17H120V16H119ZM119 17L117 16L116 18H119ZM121 17H122V16H121ZM128 17H129V16H128ZM135 17H136V16H134V18H135ZM140 17H141V16H140ZM140 17H139V18H140ZM145 17H146V16H145ZM229 17H230V15H229ZM229 17H227V19H229ZM249 17H250V16H249ZM259 17H260V16H259ZM263 17H264V16H263ZM28 18H29V17H28ZM69 18H72V16L69 17ZM130 18H132V16H131ZM137 18H138V17H137ZM137 18H136V19H137ZM139 18H138V19H139ZM153 18H154V17H153ZM165 18H167V17H165ZM213 18H214V17H213ZM217 18H218V17H217ZM224 18H226V15H225ZM224 18H221V19H224ZM239 18L242 19L243 17H239ZM15 19H17V18H15ZM18 19H19V18H18ZM46 19H47V18H46ZM75 19H76V18H75ZM80 19H81V18H80ZM89 19H88V20H89ZM113 19H114V18H113ZM147 19H149V18H147ZM147 19H146V20H147ZM235 19H236V17H235ZM237 19H238V17H237ZM237 19H236L235 21H238V20H239V19H238V20H237ZM244 19H246V18H244ZM252 19H253V18H252ZM0 20H1V19H0ZM10 20H11V19H10ZM21 20H23V19H21ZM35 20H36V18H35L33 21H35ZM47 20H48V19H47ZM54 20H55V19H54ZM59 20L61 21V19H59ZM67 20H68V19H67ZM77 20L79 21V18H78ZM81 20H82V19H81ZM83 20H84V17H83ZM85 20H86V22H87V19H85ZM85 20H84V21H85ZM92 20H91V21H92ZM133 20H134V19H133ZM133 20H132V21H133ZM142 20H143V19H142ZM161 20H163V19L161 18ZM164 20H165V19H164ZM177 20H179V19H177ZM188 20H189V19H188ZM211 20H212V18H211ZM216 20H219V19H216ZM229 20H230V19H229ZM254 20H255V19H254ZM259 20H260V19H259ZM263 20H264V18H263ZM4 21H5V20H4ZM4 21H3V22H4ZM18 21H19V20H18ZM31 21H32V20H31ZM36 21H37V20H36ZM60 21H59V22H60ZM63 21H64V20H63ZM70 21H71V19H70ZM93 21H92V24H93ZM118 21H119V20H117L116 22H118ZM159 21H160V20H159ZM159 21H158V24H159ZM173 21H176V20L174 19ZM193 21H194V20H193ZM196 21H197V20H196ZM213 21H214V20H213ZM230 21H231V20H230ZM233 21H234V20H233ZM248 21H249V20H248ZM248 21H247V22H248ZM250 21H251V20H250ZM256 21L258 22V20H256ZM3 22H2V20H1V23H3ZM74 22H75V21L73 20V23H74ZM76 22H77V21H76ZM80 22H81V21H80ZM80 22H79V23H80ZM125 22H127V21H125ZM146 22H147V21H146ZM161 22H162V21H161ZM176 22H177V21H176ZM188 22H189V21H188ZM219 22H220V20H219ZM219 22H218V24H219ZM223 22L227 23V22L225 21V19H224ZM244 22H245V21H244ZM253 22H254V21H253ZM1 23H0V24H1ZM17 23H18V22H17ZM60 23H61V22H60ZM71 23H72V22H71ZM82 23H83V21H82ZM118 23H119V22H118ZM132 23H133V22H132ZM137 23H138V22H137ZM147 23H149V22H147ZM152 23H153V20H152ZM165 23H166V22H165ZM170 23H171V22H170ZM177 23H178V22H177ZM177 23H176V24H177ZM215 23H216V22H215ZM238 23H239V22H238ZM248 23H249V22H248ZM4 24H5V23H4ZM34 24H35V23H34ZM36 24H37V23H36ZM36 24H35V25H36ZM40 24H41V23H40ZM40 24H39V22H38V25H40ZM61 24H62V23H61ZM89 24H91V23L89 22ZM142 24H143V23H142ZM155 24H156V23L154 22V25H155ZM174 24H175V23H174ZM174 24H173L172 26H174ZM178 24H179V23H178ZM184 24H186V22H185ZM221 24H222V22H221ZM223 24H224V23H223ZM223 24H222V25H223ZM229 24H230V23H229ZM242 24H243V23H242ZM250 24H251V23L246 24V25H250ZM253 24H254V23H253ZM255 24H256V23H255ZM260 24H261V23H260ZM260 24H259V27H260ZM41 25H42V24H41ZM41 25L38 26V27H36V28H39V27L41 28ZM57 25H58V24H57ZM65 25H67V24H65ZM85 25H86V24H85ZM85 25H84V26H85ZM150 25H151V24H150ZM152 25H153V24H152ZM159 25H160V24H159ZM192 25H193V24H192ZM231 25H233V24H231ZM231 25H230V26H231ZM5 26H6V25H5ZM59 26H60V25H59ZM62 26H63V25H62ZM75 26H80V25H79V24H78V25L75 24ZM91 26H92V25H91ZM114 26H115L116 28H115ZM131 26H132V25H131ZM148 26H149V25H148ZM183 26H184V25H183ZM189 26H190V25H189ZM197 26H198V24H197ZM227 26H229V25H227ZM237 26H238V25H237ZM262 26H264V25H262ZM0 27H1V26H0ZM57 27H58V26H57ZM65 27H66V26H65ZM70 27H71V25H70ZM70 27H69V28H70ZM73 27H74V26H73ZM92 27H93V26H92ZM118 27H119V26H118ZM145 27H146V24H145ZM150 27H151L150 29H152V26H150ZM165 27H166V26H165ZM167 27H168V26H167ZM178 27H179V26H178ZM185 27H186V25H185ZM191 27H192V26H191ZM195 27H196V26H195ZM220 27H221V26H220ZM222 27H226V26H222ZM240 27H241V26H240ZM242 27H243V26H242ZM242 27H241V28H242ZM249 27H251V26H249ZM253 27H254V26H253ZM253 27H252V29H253ZM31 28H32V27H31ZM40 28H39V30H40ZM74 28H75V27H74ZM78 28H79V27H78ZM81 28H82V27H80L79 29H81ZM86 28H87V27H86ZM86 28H85V29H86ZM88 28H89V26H88ZM168 28H170V27H168ZM173 28H174V27H173ZM181 28H182V26L180 27V29H181ZM199 28H200V27H199ZM226 28H227V27H226ZM226 28H225V29H226ZM230 28H231V27H230ZM232 28H234V26H233ZM244 28H245V27H244ZM247 28H248V27H247ZM247 28H246V29H247ZM254 28H257V27H254ZM261 28H262V27H261ZM263 28H264V27H263ZM263 28H262V30H264ZM6 29H7V28H6ZM43 29H45V28L43 27L42 30H43ZM49 29H50V27H49ZM63 29H65V28H63ZM70 29L72 30V28H70ZM79 29H78V32L76 31L77 33L80 32ZM89 29H91V28H89ZM174 29H175V28H174ZM184 29H185V28H184ZM196 29H198V28H196ZM239 29H240V28H239ZM239 29H238V30H239ZM249 29H251V28H249ZM257 29H258V28H257ZM1 30H3V28H1ZM17 30H18V28H17ZM28 30H29V29H28ZM65 30H66V29H65ZM68 30H69V29H68ZM75 30H76V29H75ZM82 30H83V28H82ZM178 30H179V31H178ZM193 30H194V28H193ZM227 30H229V29H227ZM235 30H237V29H235ZM254 30H255V29H254ZM259 30H261V29H259ZM7 31H8V30H7ZM33 31H34V30H33ZM45 31H46V30H45ZM51 31H52V30H51ZM61 31H62V30H61ZM87 31H88V29H87ZM168 31H169V30H168ZM187 31H188V30H187ZM197 31H199V30H197ZM232 31H233V29H232ZM232 31H227V32H229V34H230V32H232ZM250 31H252V33L250 32L251 34H249V35H252L254 31H253V30H250ZM0 32H1V31H0ZM3 32H4V30H3ZM3 32H1V34H3ZM16 32H18V31H16ZM28 32H29V31H28ZM65 32H66V31H65ZM73 32L76 33L75 31H73ZM73 32H72V34H73ZM185 32H186V31H185ZM236 32H237V31H236ZM236 32L234 31L235 34L238 33V32H237V33H236ZM244 32H245V31H244ZM244 32H241V33L243 34ZM247 32L249 33L248 30H247ZM256 32H258V30H257ZM259 32H260V31H259ZM261 32H262V31H261ZM4 33H5V32H4ZM7 33H9V32H7ZM41 33L43 34V32H41ZM41 33H40V34H41ZM44 33H45V32H44ZM68 33H70V31H69ZM88 33H89V31H88ZM182 33H183V32H182ZM191 33H192V32H191ZM194 33H195V32H194ZM196 33H198V32H196ZM200 33H201V32H200ZM205 33H206V32H205ZM232 33H233V32H232ZM232 33H231V35H232ZM239 33H240V32H239ZM239 33H238V34H239ZM241 33H240V34H241ZM10 34H11V33H10ZM37 34H38V35H37L38 37H42V36H43V35L41 36L39 33H37ZM57 34H58V33H57ZM62 34H64V32H63ZM79 34H80V33H79ZM81 34H82V33H81ZM83 34H84V33H83ZM93 34H94V33H92L91 36H92ZM99 34L97 35V37L100 36ZM206 34H207V33H206ZM242 34H241V35H242ZM246 34H247V33H246ZM257 34H259V33H257ZM260 34H261V33H260ZM39 35H40V36H39ZM86 35H87V34H86ZM89 35H90V34H89ZM89 35H88V37H87V36H85V37L89 38ZM188 35H189V34H188ZM188 35H187V36H188ZM201 35H202V34H201ZM203 35H204V33H203ZM208 35H209V33H208ZM208 35H207V36H208ZM241 35H240V36H241ZM247 35H248V34H247ZM249 35H248V36H249ZM254 35H255V34H254ZM5 36H6V35H5ZM26 36H27V35H26ZM47 36H48V35H47ZM80 36H81V35H80ZM91 36H90V37H91ZM191 36H192V35H191ZM232 36H233V39H234L235 36H234V35H232ZM238 36H239V35H238ZM257 36H258V35H257ZM262 36H263V34H262ZM45 37H46V36H45ZM70 37H71V36H70ZM72 37H73V36H72ZM72 37H71V38H72ZM85 37H84V41H85ZM189 37H190V36H189ZM195 37H196V36H195ZM199 37H200V36H199ZM209 37H211V35H210ZM229 37H230V36H229ZM236 37H237V36H236ZM244 37H245V36H244ZM250 37H251V36H250ZM250 37H249V39H250ZM258 37H259V36H258ZM29 38L32 39V37H29ZM92 38H93V37H92ZM100 38H101V37H100ZM187 38H188V37H187ZM190 38H194V37H190ZM238 38H240V37H238ZM238 38H237L236 40H238ZM252 38H253V37H252ZM255 38H256V36H255ZM255 38H254V39H255ZM260 38H261V36H260ZM38 39H39V38H38ZM47 39H49V37H47ZM73 39H75V38L73 37ZM77 39H78V37H77ZM96 39H97V38H96ZM123 39H124V40H123ZM188 39H189V38H188ZM244 39H245V38H244ZM246 39H247V37H246ZM256 39H258V38H256ZM256 39H255V41H257L258 44H259V41H258V40H260V39H258V40H256ZM262 39H263V38H262ZM1 40H2V39H1ZM41 40H43V37L41 38ZM41 40H40V41H41ZM44 40H45V38H44ZM50 40H51V39H50ZM50 40H49V41H50ZM94 40H95V39H94ZM100 40H101V39H99V41H100ZM107 40H106V41H107ZM201 40H203V42H206V41H204V39H201ZM211 40H212V39H211ZM218 40H219V39H218ZM220 40H221V39H220ZM104 41H105V40H104ZM110 41H109V42H110ZM121 41H120V42H121ZM195 41H196V38H195ZM221 41H223V40H221ZM234 41H235V40H234ZM239 41H240V40H239ZM246 41L249 42L250 40H249V41L246 40ZM246 41H243V43L246 42ZM252 41H253V39H252ZM252 41H251V42H252ZM255 41H254V42H255ZM260 41H261V40H260ZM3 42H5V41H3ZM43 42L48 43L47 40H46V41H43ZM51 42H52V41H51ZM70 42H71V41H70ZM72 42H73V44L75 43L74 41H72ZM78 42H80V39H79ZM100 42H101V41H100ZM109 42H108V44L112 43V42H110V43H109ZM127 42H128V41H127ZM191 42H192V40H191ZM199 42H200V40H199ZM203 42H202V43H203ZM209 42H210V41H209ZM209 42H208V43H209ZM251 42H250V43H251ZM254 42H253V43H254ZM262 42H263V40H262ZM37 43H38V42H37ZM39 43H40V42H39ZM41 43H42V41H41ZM49 43H50V42H49ZM81 43H82V42H81ZM81 43H80V44H81ZM90 43H94V44H95V41L91 40ZM90 43H89V44H90ZM96 43H97V42H96ZM102 43H103V42H102ZM116 43H117V41H116ZM116 43H115V44H116ZM124 43H125V42H124ZM128 43H129V42H128ZM133 43H134V42H133ZM133 43H132V45H133ZM140 43H141V42H140ZM140 43H139V44H140ZM212 43H213V42H212ZM212 43H211V44H212ZM219 43H220V42H219ZM222 43H223V42H222ZM226 43H227V42H226ZM226 43H225V44H226ZM260 43H261V42H260ZM263 43H264V42H263ZM1 44H3V43H1ZM86 44H87V42H86ZM98 44H99V43H98ZM103 44H104V43H103ZM108 44L106 45V47L108 46ZM118 44H119V43H118ZM118 44H117V45H118ZM139 44H138V45H139ZM184 44H185V42H184ZM193 44H195V42H194ZM214 44H215V42H214ZM225 44H223V45H225ZM251 44H252V43H251ZM3 45H4V44H3ZM5 45H6V44H5ZM87 45H88V44H87ZM99 45H100V44H99ZM130 45H131V43H130ZM190 45H191V44H190ZM197 45H199L198 42H197ZM254 45H255V43H254ZM262 45H263V44H262ZM0 46H1V45H0ZM43 46H44V45H43ZM45 46H47V45H45ZM71 46H72V44H71ZM75 46H78V45L75 44ZM89 46H91V45H89ZM95 46H96V45H95ZM126 46H128V44H127ZM209 46H211L210 43H209ZM226 46H227V45H226ZM226 46H225V47H226ZM259 46H260V45H259ZM15 47H16V46H15ZM73 47H74V46H73ZM80 47H81V46H80ZM96 47H97V46H96ZM114 47H115V46H114ZM116 47H117V46H116ZM119 47H121V46H119ZM119 47H118V48H119ZM192 47H193V46H192ZM195 47L197 48V46H195ZM218 47H219V46H218ZM260 47H262V46H260ZM13 48H14V47H13ZM45 48H46V47H45ZM48 48H49V47H48ZM48 48H47V49H48ZM51 48H52V46H51ZM53 48H54V47H53ZM53 48H52V50H54ZM65 48H66V47H65ZM74 48H75V47H74ZM76 48H78V47H76ZM83 48H84V47H83ZM91 48H92V47H91ZM101 48H102V46L100 47V49H101ZM107 48H108V47H107ZM107 48H106V49H107ZM110 48H111V47H110ZM112 48H113V47H112ZM118 48H116V49H118ZM139 48H140V45H139ZM189 48H190V47H189ZM212 48H213V47H212ZM221 48H222V50L224 49L223 47H221ZM5 49H6V48H5ZM5 49H2V48H1L0 50H5ZM9 49H11V48H9ZM95 49H96V48H95ZM114 49H115V48H114ZM116 49H115V50H116ZM125 49H126V48H125ZM199 49H200V48H199ZM226 49H227V48H226ZM263 49H264V47H263ZM7 50H8V49H7ZM66 50H67V49H66ZM89 50H90V49H89ZM91 50H92V49H91ZM96 50H98V48H97ZM119 50H120V49H119ZM122 50H124V49H122ZM188 50H190V49H188ZM193 50H194V49H193ZM14 51H15V49H14ZM22 51H23V50H22ZM24 51H25V50H24ZM35 51H36V50H35ZM49 51H50V49H49ZM75 51H76V50H75ZM79 51H81L80 48H79ZM116 51H117V50H116ZM197 51H198V50H197ZM216 51H218V50H216ZM216 51H215V52H216ZM224 51H225V49H224ZM224 51H223V52H224ZM17 52H18V49H17ZM59 52H60V51H59ZM72 52H73V51H72ZM76 52H77V51H76ZM85 52H86V51H85ZM91 52H92V51H91ZM104 52H105V51H104ZM107 52H108V51H107ZM107 52H106V53H107ZM132 52H134V50H133ZM142 52H141V53H142ZM220 52H221V51H220ZM2 53H3V52H2ZM29 53L31 54V52H29ZM61 53H62V52H61ZM68 53H69V52H68ZM81 53H82V52H81ZM92 53H94V52H92ZM96 53H97V52H96ZM109 53H110V52H109ZM128 53H129V52H128ZM156 53H155V54H156ZM186 53H187V52H185V54H186ZM192 53H193V52H192ZM195 53H196V52H195ZM216 53H217V52H216ZM11 54L13 55L14 52L11 53ZM11 54H10V55H11ZM22 54H24V53H22ZM34 54H35V53H34ZM77 54H79V53L77 52ZM83 54H84V53H83ZM83 54H82V55H83ZM116 54H117V53H116ZM123 54H124V52H123ZM166 54H165V55H166ZM173 54H171V55H173ZM196 54H197V53H196ZM225 54H226V53H225ZM0 55H1V53H0ZM2 55H3V54H2ZM84 55H85V54H84ZM89 55H90V53H89ZM95 55H96V54H95ZM98 55H101V54L98 53ZM125 55H126V51H125ZM136 55H137V54H136ZM157 55H156V56H157ZM165 55H164V56H165ZM171 55L169 54V56H171ZM182 55H183V54H182ZM6 56H7V55H6ZM14 56H16V55H14ZM33 56H34V55H33ZM85 56H86V55H85ZM108 56H109V55H108ZM134 56H135V55H134ZM141 56H142V55H141ZM143 56H144V55H143ZM143 56H142V57H143ZM151 56H152V55H151ZM153 56H155V55H153ZM167 56H168V55H167ZM169 56H168V57H169ZM183 56L185 57V55H183ZM198 56H199V55H198ZM4 57H5V56H4ZM12 57H13V56H12ZM12 57H11V58H12ZM77 57H78V56H77ZM83 57H84V56H83ZM103 57H104V56H103ZM112 57H114V56H112ZM120 57H121V56H120ZM131 57H132V56H131ZM177 57H178V55H177ZM201 57H202V55H201ZM33 58H35V56H34ZM88 58L90 59V58H92V56H91V57H88ZM96 58H98V57H96ZM106 58H107V56H106ZM106 58H105V61H106ZM116 58H117V57H116ZM135 58H138V57H135ZM164 58H165V57H164ZM175 58H176V57H175ZM213 58H214V57H213ZM7 59H8V58H6L5 60H7ZM9 59H10V58H9ZM9 59H8V60H9ZM22 59H23V58H22ZM47 59H48V58H47ZM84 59H85V57H84ZM89 59H88V61H89ZM128 59H129V58H128ZM131 59H132V58H131ZM131 59H130V61H131ZM143 59H146V57L143 58ZM152 59H153V57H152ZM154 59H155V58H154ZM166 59H167V58H166ZM169 59H170V58H169ZM176 59H177V58H176ZM183 59H184V58H183ZM183 59H182V60H183ZM199 59H200V58H199ZM203 59H204V58H203ZM262 59H263V58H262ZM1 60H3L2 57H1L0 61H1ZM109 60H110V59H109ZM121 60H122V59H121ZM124 60H125V59H124ZM124 60H123V61H124ZM141 60H142V58H141ZM147 60H149V59H147ZM147 60H144V61H147ZM161 60H164V59L162 58ZM161 60H160V64H161V62H162ZM177 60H181V59L178 58ZM219 60H220V59H219ZM221 60H222V59H221ZM9 61H11V60H9ZM9 61H7L8 64H9ZM12 61H13V60H12ZM14 61H15V60H14ZM35 61H36V59H35ZM90 61H91V59H90ZM105 61H104V62H105ZM136 61H139V60L137 59ZM155 61H159V60L157 59V60H155ZM199 61H200V60H199ZM209 61L211 62V60H209ZM5 62H6V61H5ZM7 62H6V64H7ZM37 62H38V61H37ZM84 62H85V61H84ZM92 62H93V61H92ZM96 62H97V61H96ZM119 62H120V61H119ZM127 62H128V61H127ZM131 62H132V61H131ZM149 62H151V60H149ZM152 62H153V61H152ZM202 62H203V61H201V63H202ZM205 62H206V61H205ZM210 62H209V63L207 62L206 67L209 68V66H210ZM212 62H213V61H212ZM224 62H225V61H224ZM230 62H231V61H230ZM85 63H86V62H85ZM123 63H124V62H123ZM125 63H126V62H125ZM125 63H124V64H125ZM133 63H134V60H133ZM146 63H147V62H146ZM154 63H155V62H154ZM154 63H152V64L154 65ZM163 63H164V62H163ZM198 63H199V62H198ZM216 63H217V60H216ZM225 63H226V62H225ZM1 64H3V63H1ZM39 64H40V63H39ZM48 64H51V62H49ZM83 64H84V63H83ZM90 64H92V63H90ZM90 64H89V65H90ZM127 64L129 65L130 63H127ZM149 64H150V63H149ZM156 64H157V63H156ZM158 64H159V63H158ZM164 64H165V63H164ZM180 64H181V63H180ZM185 64H186V63H185ZM188 64H189V63H188ZM208 64H209V65H208ZM219 64H220V63H219ZM227 64H229V62H227ZM230 64H231V63H230ZM232 64H233V63H232ZM13 65H14V64H13ZM37 65H38V64H37ZM92 65H93V64H92ZM110 65H111V64H110ZM116 65H117V64H116ZM116 65H115V66H116ZM119 65H120V64H119ZM121 65H122V64H121ZM130 65H131V64H130ZM133 65H137V64H133ZM153 65H152V66H153ZM167 65H168V64H167ZM167 65H165L166 68L168 67ZM169 65H170V64H169ZM173 65H175V64H173ZM207 65H208V66H207ZM216 65H217V64H216ZM25 66H26V65H25ZM48 66H49V65H48ZM52 66L54 67V65H52ZM55 66H57V65H55ZM155 66H156V65H155ZM202 66H203V65H202ZM239 66H241V65H239ZM38 67H39V66H38ZM46 67H47V66H46ZM61 67H62V66H61ZM94 67H95V66H94ZM120 67H122V66H120ZM129 67H130V66H129ZM136 67H137V66H136ZM140 67H141V65H140ZM145 67H146V66H145ZM158 67H161V66L158 65ZM158 67H157V68H158ZM169 67H170V66H169ZM171 67H172V69H173V67L175 68V66H171ZM190 67H191V66H190ZM195 67H196V66H195ZM198 67H199V66H198ZM212 67H214V66L212 65ZM11 68L14 70V69H15V66H14V68H13V67H10V69H11ZM31 68H32V67H31ZM33 68H34V67H33ZM40 68H41V66H40ZM49 68H50V66H49ZM57 68H58V67H57ZM57 68H56V69H57ZM88 68H89V67H88ZM99 68L101 69V67H99ZM123 68H124V65H123ZM137 68H138V67H137ZM157 68H156V69H157ZM192 68L194 69V67H192ZM225 68H226V67H225ZM1 69H2V68H1ZM1 69H0V71H1ZM25 69H26V68H25ZM54 69H55V68H54ZM93 69H95V68H93ZM117 69H118V68H117ZM119 69H120V68H119ZM125 69H126V68H125ZM140 69H142V68H140ZM143 69H144V68H143ZM153 69H155V68L153 67ZM193 69H192V70H193ZM195 69H197V68H195ZM204 69H205V68H204ZM218 69H219V67H218ZM220 69H221V68H220ZM220 69H219V70H220ZM223 69H224V68H223ZM236 69H237V67H236ZM4 70H5V69H4ZM7 70H8V69H7ZM13 70L10 71V72H13ZM22 70H23V68H22ZM26 70H27V69H26ZM59 70H60V69H59ZM62 70H63V69H62ZM68 70H69V69H68ZM68 70H67V72H68ZM102 70H103V68H102ZM131 70H132V69H131ZM134 70H135V69H134ZM134 70H133V71H134ZM138 70H139V69H138ZM144 70H145V69H144ZM144 70H143V72H144ZM163 70H164V68H163ZM167 70H168V69H167ZM197 70H198V69H197ZM205 70H206V69H205ZM211 70H212V69H211ZM211 70H210V71H211ZM221 70H222V69H221ZM232 70H233V68H231V71H232ZM237 70H239V69H237ZM237 70H236V72H237ZM2 71H3V70H2ZM15 71H16V69H15ZM32 71H33V70H32ZM36 71H37V70H36ZM64 71L66 72V70H64ZM64 71H63V72H64ZM140 71H141V70H140ZM146 71H147V70H146ZM169 71H170V70H169ZM173 71H174V70H173ZM199 71H200V70H199ZM199 71H198V72H199ZM210 71H208V72H210ZM223 71H225V70H223ZM223 71L219 72V71L217 70V72H219L220 75H225V73L229 72V71L226 70L227 72L224 73ZM231 71H230V72H231ZM7 72H8V71H7ZM10 72H9V73H10ZM20 72H21V71H20ZM24 72H25V70H24ZM28 72H29V71H28ZM50 72H51V71H50ZM63 72H62V74H63ZM65 72H64V73H65ZM100 72H101V71H100ZM103 72H104V71H103ZM130 72H131V71H130ZM156 72H157V71H156ZM162 72H163V71H162ZM165 72H166V70H165ZM165 72H164V73H165ZM185 72H186V70H185ZM185 72H184V75L186 76ZM193 72H195V71H193ZM204 72H205V71H204ZM204 72H202V73H204ZM208 72H207V73H208ZM217 72H216V73H217ZM233 72H234V71H233ZM3 73H4V72H3ZM15 73H16V72H15ZM15 73H13V74H15ZM32 73H33V72H32ZM32 73H31V74H32ZM47 73H48V72H47ZM47 73H46V75L44 74L46 77H48V76H47ZM68 73H69V72H68ZM76 73H77V72H76ZM76 73H75V74H76ZM164 73H162V74H164ZM216 73H214V71H213V75L216 74ZM231 73H232V72H231ZM231 73H230V74H227V75H231ZM246 73H248V71H247ZM246 73H245V74H246ZM0 74H1V73H0ZM5 74H6V72H5ZM5 74H4V75H5ZM26 74H27V73H26ZM28 74H29V73H28ZM34 74H35V73H34ZM58 74H59V72H58ZM62 74H61V72H60V75H62ZM71 74H72V73H71ZM73 74H74V73H73ZM78 74H79V73H78ZM78 74H76V75H78ZM104 74H105V73H104ZM180 74H181V73H180ZM187 74H188V73H187ZM194 74H195V73H194ZM197 74H198V73H197ZM208 74H209V73H208ZM211 74H212V72H211ZM254 74H256V73H254ZM4 75H2V76H4ZM7 75L9 76L10 74L7 73ZM7 75H6V76H7ZM11 75H12V74H11ZM48 75H49V74H48ZM164 75H166V74H164ZM213 75H212V76H213ZM234 75H235V74H234ZM6 76H5V78H6ZM33 76H34V75H33ZM35 76H36V75H35ZM49 76H50V75H49ZM53 76L56 77V76H58V75H53ZM63 76H64V75H63ZM71 76H72V75H71ZM71 76H70V78H71ZM79 76H80V74H79ZM143 76H144V75H143ZM147 76H148V75H147ZM172 76H173V75H172ZM182 76H183V75H182ZM182 76H181V77H182ZM194 76H195V75H194ZM215 76H217V74H216ZM241 76H242V75H241ZM12 77H13V76H12ZM12 77H11V78H12ZM26 77H27V75H26ZM37 77H38V75H37ZM61 77H62V76H61ZM173 77H174V76H173ZM203 77H204V76H203ZM8 78H9V77H8ZM33 78H34V77H33ZM39 78H40V77H39ZM44 78H45V77H44ZM44 78H43V79H44ZM62 78H63V77H62ZM68 78H69V77H68ZM68 78H67V81H66L67 83H69L68 80H70V79H68ZM73 78H74V77H73ZM218 78H220V76H219ZM50 79H51V77L49 78V80H50ZM56 79L60 80V79L57 78V77H56ZM65 79H66V78H65ZM185 79H186V78H185ZM216 79H217V77H216ZM222 79H223V78H222ZM10 80H11V79H9L8 82L11 83ZM34 80H35V78H34ZM41 80H42V79H41ZM58 80H57V81H58ZM153 80H154V78H153ZM172 80H173V78H172ZM177 80H178V79H177ZM214 80H215V79H214ZM23 81H24V80H23ZM37 81H38V80H37ZM42 81H43V80H42ZM53 81H54V80H53ZM55 81H56V80H55ZM60 81H61V80H60ZM71 81H72V79H71ZM184 81H185V80H184ZM217 81H218V80H217ZM234 81H235V80H234ZM237 81H238V80H237ZM19 82H20V81H19ZM62 82H63V81H62ZM64 82H65V81H64ZM73 82H74V81H73ZM179 82H180V81H179ZM222 82H223V81H222ZM239 82H240V81H239ZM239 82H237V83L240 84ZM241 82H242V81H241ZM29 83H30V82H29ZM59 83H61V82H59ZM59 83H58V84H59ZM83 83H84V81H83ZM187 83H188V81H187ZM190 83H192V82H190ZM11 84H12V83H11ZM18 84H19V83H18ZM37 84H38V83H37ZM61 84H63V83H61ZM61 84H59V85H61ZM64 84H65V83H64ZM64 84H63V86H65ZM71 84H72V83H71ZM71 84H70V86H71ZM78 84H79V82H78ZM88 84L90 85V83H88ZM91 84H92V83H91ZM137 84H138V83H137ZM233 84H234V83H233ZM67 85H68V84H67ZM67 85H66V86H67ZM86 85H87V84H86ZM93 85H94V84H93ZM95 85H96V82H95ZM187 85H188V84H187ZM10 86H11V85H10ZM10 86H8L9 89L11 88ZM27 86H28V85H27ZM27 86H26V87H27ZM39 86H40V85H39ZM47 86H49V84H48ZM47 86H46V87H47ZM68 86H69V85H68ZM83 86H84V85H83ZM235 86H236V85H235ZM8 87H7V88H8ZM34 87H35V86H34ZM41 87H42V86H41ZM41 87L39 88V93H40V89H41ZM43 87H44V86H43ZM92 87H93V86H91V90H92ZM97 87H98V86H97ZM223 87H224V86H223ZM247 87H248V86H247ZM36 88L38 89L37 85H36ZM51 88H52V87H51ZM60 88H61V87H60ZM78 88H79V87H78ZM78 88H77V89H78ZM86 88H87V87H86ZM98 88H99V87H98ZM236 88H237V87H236ZM5 89H6V88H5ZM5 89H4L3 91H5ZM9 89H7V90H9ZM14 89H15V88H14ZM17 89H18V88H17ZM26 89H27V88H26ZM47 89H48V87H47ZM57 89H58V88H57ZM69 89H70V88H69ZM87 89H88V88H87ZM87 89H86V91H87ZM30 90H31V89H30ZM30 90H29V91H30ZM35 90H36V89H35ZM51 90H52V89H51ZM51 90H50V91H51ZM54 90H55V89H54ZM89 90H90V89H89ZM220 90H221V89H220ZM41 91H42V90H41ZM46 91H47V93H48V90H46V89H45V91H43V92H46ZM50 91H49V93H50ZM69 91L71 92V90H69ZM99 91H100V90H99ZM104 91H105V90H104ZM5 92H6V91H5ZM5 92H4V93H5ZM13 92H14V91H13ZM72 92L74 93L75 91L72 90ZM84 92H85V91H84ZM19 93H20V92H19ZM41 93H42V92H41ZM41 93H40V94H41ZM49 93H48V94H49ZM52 93H53V92H52ZM58 93H59V92H58ZM60 93H62V92H60ZM60 93H59V94H60ZM63 93H65V92H63ZM63 93H62V94H63ZM67 93H68V90H67ZM75 93H76V92H75ZM86 93H87V92H86ZM86 93H84V95H85ZM91 93L93 94V92H91ZM34 94H35V93H34ZM45 94H46V93H45ZM62 94H61V95H62ZM69 94H72V93H68V95H69ZM92 94H91V95H92ZM108 94H109V93H108ZM110 94H111V93H110ZM150 94H151V93H150ZM17 95H18V94H17ZM43 95H44V94H43ZM51 95H53V94H51ZM51 95H50V96H51ZM74 95H75V94H74ZM91 95H90V96H91ZM111 95H112V94H111ZM6 96H7V95H6ZM33 96H34V95H33ZM50 96H49V97H50ZM65 96H67V95H65ZM71 96H72V95H71ZM71 96H69V97H71ZM78 96H79V95H78ZM81 96H82V95H81ZM81 96H80V97H81ZM92 96H93V95H92ZM104 96H105V94H104ZM40 97H41V96H40ZM61 97H62V96H60V98H61ZM105 97H106V96H105ZM46 98H47V97H46ZM51 98H52V97H51ZM71 98H73V97H71ZM71 98H69V99H71ZM129 98H130V96H129ZM38 99H39V98H38ZM61 99H62V98H61ZM77 99H78V98H77ZM82 99H83V98H82ZM103 99H104V98H103ZM53 100H54V99H53ZM100 100H101V99H100ZM110 100H111V99H110ZM43 101H44V100H43ZM46 101H47V100H46ZM59 101H60V100H59ZM63 101H64V100H63ZM81 101H82V100H81ZM69 102H70V100H69ZM76 102H77V101H74V103H76ZM99 102H100V101H99ZM31 104H32V103H31ZM69 104H70V103H69ZM72 104H73V103H72ZM48 105H49V102H48ZM50 105H51V104H50ZM84 105H85V104H84ZM105 105H106V104H105ZM51 106H52V105H51ZM60 106H61V105H60ZM80 106H81V105H80ZM120 106H121V105H120ZM102 107H103V105H102ZM184 107H185V106H184ZM62 108H63V107H62ZM62 108H61V109H62ZM237 108H238V106H237ZM56 109H57V108H56ZM84 109H85V108H84ZM145 109H146V108H145ZM87 110H88V107H87ZM148 110H149V109H148ZM61 111H62V110H61ZM168 111H169V110H168ZM263 111H264V110H263ZM150 112H151V111H150ZM152 112H153V111H152ZM155 112H156V111H155ZM257 112H258V111H257ZM257 112H255V113H257ZM259 112H260V111H259ZM143 113H144V112H143ZM145 113H146V112H145ZM145 113H144V114H145ZM255 113L253 112L252 114H255ZM245 115H246V112H245ZM144 117H145V116H144ZM167 117H168V116H167ZM166 120H167V119H166ZM257 120H258V119H257ZM136 121H137V120H136ZM170 121H171V120H170ZM48 122H49V121H48ZM125 122H126V120H125ZM128 122H129V121H128ZM141 122H142V121H141ZM150 122H151V121H150ZM218 122H219V121H218ZM252 122H253V121H252ZM255 122H256V121H255ZM262 122L264 123V120H263ZM262 122H259V123L262 124ZM126 123H127V122H126ZM133 123H134V122H133ZM139 123H140V122H139ZM144 123H145V122H144ZM257 123H258V122H257ZM56 124H58V122H57ZM65 124H66V123H65ZM83 124H85V123H83ZM86 124H88V123H86ZM148 124H149V123H148ZM156 124H157V123H156ZM241 124H242V123H241ZM244 124H245V123H244ZM260 124H258V125H259V126H262V125H260ZM67 125H68V124H67ZM91 125H92V124H91ZM113 125H114V124H113ZM116 125H117V124H116ZM169 125H170V124H169ZM219 125H220V124H219ZM249 125H250V123H249ZM251 125H252V123H251ZM253 125H254V124H253ZM258 125H256L254 128H256ZM55 126H56V125H55ZM123 126H124V124H123ZM135 126H136V125H135ZM141 126H142V124H141ZM147 126H148V125H147ZM233 126H234V125H233ZM153 127H154V126H153ZM160 127H161V126H160ZM225 127H227V126H225ZM225 127H224V128H225ZM242 127H243V126H242ZM242 127H240V128H242ZM244 127H245V126H244ZM246 127H247V126H246ZM262 127H263V126H262ZM72 128H73V126H72ZM72 128H71V129H72ZM114 128H116V127H114ZM207 128H208V127H207ZM218 128H219V127H218ZM227 128H229V127H227ZM230 128H231V127H230ZM249 128H250V126H249ZM258 128H259V127H258ZM260 128H261V127H260ZM76 129H77V128H76ZM127 129H128V128H127ZM141 129H143V128H141ZM152 129H153V128H152ZM152 129H151V130H152ZM199 129H200V127H199ZM199 129H198V130H199ZM205 129H206V128H205ZM215 129H216V128H215ZM222 129H223V128H222ZM222 129H221V130H222ZM232 129H234V128H232ZM251 129H253V128H251ZM86 130H87V129H86ZM136 130H137V129H136ZM138 130H139V129H138ZM144 130H145V129H144ZM198 130H197V131H198ZM212 130H214V129H212ZM235 130H236V129H234V131H235ZM240 130H241V129H240ZM254 130H255V129H254ZM83 131H84V129H83ZM112 131H113V129H112ZM165 131H166V130H165ZM184 131H185V130H184ZM197 131H195V132H197ZM226 131H227V130H226ZM226 131H225V132H226ZM236 131H238V130H236ZM246 131H247V130H246ZM249 131H251V130H249ZM91 132H92V131H91ZM114 132H115V131H114ZM138 132H139V131H138ZM140 132H141V131H140ZM151 132H152V131H151ZM151 132H150V133H151ZM171 132H172V131H171ZM189 132H190V131H189ZM217 132H218V130H217ZM232 132H233V130H232ZM242 132H243V131H242ZM0 133H1V132H0ZM132 133L135 134V133H134V130H133ZM197 133H199V132H197ZM204 133L206 134V131H205ZM209 133H210V131H209ZM213 133H214V132H213ZM222 133H223V132H222ZM238 133H239V132H238ZM126 134H127V133H126ZM137 134H138V133H137ZM152 134H153V133H152ZM152 134H151V135H152ZM154 134H155V133H154ZM165 134H167V133H165ZM175 134H176V133H175ZM179 134H181V133L179 132ZM179 134H178V135H179ZM185 134H187V132H186ZM190 134H191V136H190ZM190 134H189V136L192 138V136H193L192 134H194V133H190ZM205 134H204V135H205ZM210 134H211V133H210ZM215 134H217V133L215 132ZM219 134L222 135L221 133H219ZM224 134H226V133H224ZM231 134H232V133H231ZM247 134H248V133H247ZM251 134H252V133H251ZM155 135H156V134H155ZM182 135H183V134H182ZM220 135H215V136L217 137V136H220ZM241 135H242V134H241ZM133 136H134V135H133ZM135 136H136V135H135ZM153 136H154V135H153ZM156 136H157V135H156ZM195 136H197V135H195ZM198 136H199V135H198ZM210 136H213V134L210 135ZM210 136H208V137H210ZM222 136L224 137V135H222ZM225 136H226V135H225ZM238 136H239V135H238ZM244 136H245V134H244ZM86 137H87V136H86ZM86 137H85V138H86ZM91 137H92V136H91ZM123 137H124V136H123ZM171 137H172V136H171ZM174 137H178L177 134H176ZM184 137H185V136H184ZM190 137H188V138H190ZM201 137H202V136H201ZM205 137H206V136H205ZM205 137H204V138H205ZM229 137L233 138L232 135H230ZM235 137H236V136H235ZM241 137H242V136H241ZM258 137H259V136H258ZM80 138H82V137H80ZM93 138H94V137H93ZM103 138H104V137H103ZM114 138H115V136H114ZM120 138H121V137H120ZM133 138H134V137H133ZM186 138H187V137H186ZM188 138H187V139H188ZM194 138H195V137H194ZM196 138H197V137H196ZM199 138H200V137H199ZM204 138H203L202 142L204 141ZM212 138H213V137H212ZM220 138H222V137H220ZM220 138H219V139H220ZM231 138H230V139H231ZM0 139H1V138H0ZM86 139H87V138H86ZM105 139H106V137H105ZM139 139H140V138H139ZM160 139H161V138H160ZM160 139H159V140H160ZM175 139H176V138H175ZM177 139H179V137H178ZM226 139L229 140V138H226ZM226 139H225L224 141H226ZM237 139H238V138H237ZM244 139H246V138H244ZM248 139H249V138H248ZM248 139H247V140H248ZM254 139H255V138H254ZM83 140H84V139H83ZM101 140L103 141V139H101ZM154 140H155V138H154ZM159 140H158V141H159ZM190 140H191V139H190ZM190 140H189V141H190ZM192 140H194V139L192 138ZM200 140H201V139H200ZM215 140H216V139H215ZM232 140H233V139H232ZM256 140H257V139H256ZM85 141H86V140H85ZM89 141H90V140H89ZM112 141H113V140H112ZM124 141H126V139H125ZM124 141H123V143H124ZM139 141H140V140H139ZM161 141H162V140H161ZM161 141H160V143H161ZM206 141H210L209 138H208V140H206ZM235 141H237V140L235 139ZM238 141H239V140H238ZM242 141H243V140H242ZM245 141H246V140H245ZM249 141H250V140H249ZM20 142L22 143V141H20ZM129 142H130V141H129ZM151 142H152V141H151ZM174 142H175V141H174ZM213 142H214V141H213ZM215 142H217V141H215ZM215 142H214V143H215ZM233 142H234V141H233ZM246 142H247V141H246ZM93 143H94V142H93ZM113 143H114V142H113ZM115 143H116V142H115ZM117 143H118V142H117ZM130 143L132 144V141H131ZM130 143H129V144H130ZM137 143H138V140H137ZM142 143H144V142H142ZM148 143H149V142H148ZM162 143H163V142H162ZM193 143H194V141H193ZM197 143H198V142H197ZM197 143H196V144H197ZM209 143H210V142H209ZM209 143H208V144H209ZM220 143L222 144V142H220ZM234 143H235V142H234ZM238 143H240V142H238ZM95 144H96V143H95ZM118 144H120V143H118ZM131 144H130V145H131ZM134 144H136V143H134ZM155 144H156V143H155ZM174 144H175V143H174ZM202 144H203V143H202ZM206 144H207V143H206ZM210 144H211V143H210ZM225 144H226V143H225ZM225 144H224V146H225ZM244 144H245V142L243 143V146H244ZM247 144H248V142H247ZM114 145H115V144H114ZM147 145H148V144H147ZM147 145H146V146H147ZM158 145H159V144H158ZM163 145H164V144H163ZM218 145H219V144H217L216 147H217ZM227 145H229V144H227ZM234 145H235V144H234ZM249 145H250V144H249ZM37 146H38V145H37ZM96 146H97V144H96ZM119 146H122V144H120ZM119 146H118V147H119ZM126 146L128 147L129 145L126 144ZM126 146H124V147H126ZM153 146H155V145L153 144ZM156 146H157V145H156ZM165 146H166V145H165ZM195 146H196V145H195ZM206 146H207V145H206ZM208 146H210V145H208ZM230 146H231V145H230ZM232 146H233V145H232ZM238 146H239V145H238ZM238 146H237V147H238ZM240 146L242 147V144H241ZM19 147H20V146H19ZM78 147H79V145H78ZM80 147L82 148V146H80ZM127 147H126V148H127ZM132 147H133V146H131V148H132ZM140 147H141V146H140ZM167 147H168V146H167ZM249 147H250V146H249ZM43 148H44V147H43ZM51 148H52V147H51ZM120 148H122V147H120ZM129 148H130V147H129ZM129 148H128V150H130ZM138 148H139V147H138ZM157 148H158V147H157ZM161 148H163V147H161ZM180 148L182 149V147H180ZM198 148H199V147H198ZM207 148H208V147H207ZM214 148H215V147H214ZM220 148H221V147H220ZM231 148H235V147L233 146V147H231ZM261 148H262V147H261ZM15 149H16V148H15ZM32 149H33V148H32ZM32 149H31V150H32ZM41 149H42V148H41ZM45 149H46V147H45ZM73 149H74V147H73ZM83 149H84V147H83L82 149H78V150L80 151V150H83ZM96 149H97V148H96ZM110 149H111V148H110ZM113 149H114V148H113ZM113 149H111V150H113ZM117 149H118V148H117ZM142 149H143V148H142ZM153 149H154V148H153ZM166 149H167V148H166ZM169 149H170V148H169ZM169 149H168V150H169ZM174 149H175V148H174ZM195 149H196V148H195ZM209 149H210V148H209ZM212 149H213V148H212ZM222 149H223V147H222ZM227 149H229V148H227ZM238 149H240V147H239ZM246 149H248V148H246ZM246 149H245V150H246ZM24 150H25V149H24ZM38 150H40V149H38ZM48 150H49V149H48ZM68 150H69V149H68ZM119 150L121 151V149H118L117 151L120 152ZM125 150H126V149H125ZM128 150H127V151H128ZM131 150H132V149H131ZM131 150H130V151H131ZM136 150H137V149H136ZM143 150H144V149H143ZM143 150H142V151H143ZM151 150H152V146H151ZM175 150H176V149H175ZM185 150H186V149H185ZM196 150H197V149H196ZM196 150H195V151H196ZM202 150H203V149H202ZM223 150H224V149H223ZM223 150H222V151H223ZM225 150H226V148H225ZM233 150H234V149H233ZM256 150H257V149H256ZM5 151H6V150H5ZM15 151H16V150H15ZM15 151H14V152H15ZM18 151H21V150L18 149ZM27 151H29V150H26V152H27ZM49 151H51V150H49ZM55 151H56V150H55ZM90 151H91V150H90ZM181 151H182V150H181ZM207 151H208V150H207ZM213 151H214V150H213ZM219 151L221 152V150H220V149L218 150V154H220ZM241 151H242V150H241ZM246 151H247V150H246ZM2 152H3V151H2ZM113 152H114V151H113ZM132 152H133V150H132ZM132 152H131V153H132ZM146 152H148V151H146ZM152 152H153V150H152ZM226 152H227V150H226ZM229 152H230V149H229ZM234 152H235V151H234ZM242 152H243V151H242ZM242 152H241V154H246V153H242ZM253 152H254V151H253ZM253 152H252V153H253ZM5 153H6V152H5ZM11 153H12V152H11ZM11 153H10V154H11ZM24 153H25V152H24ZM110 153H111V152H110ZM115 153L117 154V152H115ZM125 153H126V152H124V154H125ZM127 153H128V152H127ZM136 153L138 154V152H136ZM136 153H135V154H136ZM144 153H145V151H144ZM161 153H163V152L161 151ZM201 153H202V152H201ZM206 153H207V152H206ZM232 153H233V152H232ZM254 153L257 154L256 151H255ZM14 154H15V153H14ZM21 154H23V152L20 153V155H21ZM26 154H27V153H26ZM32 154H33V153H32ZM34 154H35V153H34ZM36 154L38 155L39 153L36 152ZM133 154H134V153H133ZM135 154H134V155H135ZM150 154H151V153H150ZM173 154H174V152H173ZM175 154H176V153H175ZM211 154L213 155V153H211ZM215 154L217 155L216 152H215ZM236 154H237V153H236ZM262 154H264V153H262ZM11 155H12V154H11ZM28 155H29V154H28ZM37 155H36V156H37ZM42 155H43V154H42ZM47 155H48V154H47ZM98 155H99V154H98ZM117 155L120 156V153L117 154ZM126 155H129V154H126ZM134 155H133V156H134ZM141 155H144V154H141ZM141 155H140V156H141ZM147 155H148V153H147ZM156 155H157V154H156ZM163 155L165 156V153H163ZM168 155H169V154H168ZM181 155H182V154H181ZM185 155H186V154H185ZM197 155H198V154H197ZM231 155H233V154H231ZM238 155H239V153H238ZM249 155H250V154H249ZM7 156H8V155H7ZM32 156H35V155H32ZM39 156H41V155H39ZM43 156H44V155H43ZM48 156H49V155H48ZM56 156H57V154H56ZM56 156H55V157H56ZM115 156H116V155H115ZM131 156H132V155H131ZM136 156H137V155H136ZM138 156H139V155H138ZM145 156H146V155H145ZM172 156H173V155H172ZM182 156H183V155H182ZM182 156H181V157H182ZM204 156H205V155H204ZM209 156H210V155H209ZM214 156H215V155H214ZM214 156H213V157H214ZM218 156H219V155H218ZM223 156H224V155H223ZM229 156H230V154H229ZM251 156H252V155H251ZM251 156H250V157H251ZM254 156H255V155H254ZM262 156H263V155H262ZM5 157H6V156H5ZM22 157H24V156L22 155ZM37 157H38V156H37ZM41 157H42V156H41ZM45 157H47V156H45ZM45 157H44V158H45ZM50 157H52V156H50ZM50 157H49V158H50ZM55 157H54L53 159H55ZM116 157H117V156H116ZM126 157H127V156H126ZM128 157H129V156H128ZM128 157H127V158H128ZM149 157H150V156H149ZM158 157H159V159H160L159 154H158ZM158 157H157V158H158ZM186 157H187V156H186ZM221 157H222V156H221ZM236 157H237V156H236ZM252 157H253V156H252ZM7 158H8V157H7ZM9 158H10V156H9ZM15 158H16V156H15ZM18 158H19V157H18ZM24 158H25V157H24ZM34 158H35V157H34ZM127 158H126V159H127ZM176 158H177V157H176ZM178 158H179V157H178ZM242 158H243V157H242ZM256 158H257V157H256ZM256 158L252 159V161H253V160L255 161ZM263 158H264V156H263ZM10 159H11V158H10ZM25 159H26V158H25ZM27 159H29V158L27 157ZM31 159H32V158H31ZM37 159H38V158H37ZM37 159H36V160H37ZM45 159H46V158H45ZM45 159H44V162H45ZM60 159H61V158H60ZM85 159H87V158H85ZM98 159H99V156H98ZM115 159H118V158H115ZM119 159H120V157H119ZM169 159H170V158H168V161H169ZM240 159H241V158H240ZM246 159H248V158H246ZM258 159H259V158H257V160H258ZM4 160H5V158H4ZM21 160H22V159H21ZM21 160L17 161V158H16V160H14V161H15V162L17 161V162L20 163V162H22ZM36 160H35V162H36ZM38 160H39V159H38ZM38 160H37V161H38ZM46 160H47V159H46ZM49 160L51 161L52 158L49 159ZM55 160H56V159H55ZM128 160H130V158H129ZM134 160H135V159H134ZM156 160H157V159H156ZM160 160H161V159H160ZM164 160H165V159H164ZM215 160H216V159H215ZM244 160H245V159H244ZM6 161H10V160H7V159H6ZM6 161H5V162H6ZM29 161H31V160H29ZM42 161H43V160H42ZM52 161H53V160H52ZM56 161H57V160H56ZM79 161H80V160H79ZM79 161H78V162H79ZM83 161H84V160H82V161H80V162H83ZM119 161H120V160H119ZM135 161H136V160H135ZM145 161H146V160H145ZM162 161H163V160H162ZM170 161L173 162L172 160H170ZM170 161H169V162H170ZM176 161H177V160H176ZM176 161H175V162H176ZM181 161H182V160H181ZM216 161H217V160H216ZM239 161H240V160H239ZM246 161H247V160H246ZM249 161H251V159H250ZM10 162H12V161H10ZM17 162H16V163H17ZM47 162H48V161H47ZM84 162H85V161H84ZM87 162H88V161H87ZM87 162H86V163H87ZM121 162H122V161H121ZM128 162H129V161H128ZM140 162H141V161H139L138 164H139ZM142 162H143V160H142ZM169 162H168V163H169ZM179 162H180V161H179ZM220 162H221V161H220ZM225 162H226V160H225ZM234 162H235V161H234ZM259 162H261V161H259ZM6 163H7V162H6ZM6 163H4V164H5L4 166H3V164H2V166H1V170H0V171L3 172V173L6 171ZM52 163H55V162L53 161ZM69 163H70V162H69ZM89 163H90V161H89ZM117 163H118V162H117ZM124 163H125V159H124ZM126 163H127V162H126ZM165 163H166V162H165ZM200 163H201V162H200ZM202 163H203V162H202ZM236 163H237V162H236ZM239 163H240V162H239ZM245 163H246V162H245ZM249 163H250V162H249ZM249 163L247 162L248 165H249ZM252 163H254V162H252ZM11 164H12V163H11ZM26 164H27V163H26ZM37 164H38V162H37ZM67 164H68V163H67ZM91 164H92V163H91ZM96 164H97V163H96ZM111 164H112V163H111ZM118 164H119V163H118ZM120 164H121V163H120ZM140 164H141V163H140ZM169 164H170V163H169ZM233 164H234V163H233ZM243 164H244V162H243ZM7 165H9V164H7ZM14 165H15V164H14ZM17 165H18V164H17ZM27 165H28V164H27ZM27 165H26V166H27ZM44 165H45V164H44ZM44 165H43V163H42L41 166H44ZM47 165L49 166V162L47 163ZM73 165H74V167H75L76 164H72V166H73ZM78 165H79V164H78ZM83 165H84V164H83ZM83 165H82V166H83ZM158 165H160V164H158ZM164 165H165V164H164ZM171 165H173V163H171ZM177 165H179L178 162H177ZM196 165H197V164H196ZM211 165H212V164H211ZM216 165H217V164H216ZM216 165H215V166H216ZM251 165H252V164H251ZM11 166H12V165H11ZM15 166H16V165H15ZM20 166H21V163H20ZM20 166H19V167H20ZM22 166H23V165H22ZM32 166H33V168L35 169V167H34L35 165L32 164ZM50 166H51V164H50ZM59 166H61V165H59ZM63 166H64V165H63ZM65 166H66V165H65ZM87 166H88V165H87ZM96 166H97V165H96ZM96 166H95V167H96ZM143 166H146V165H143ZM173 166H175V165H173ZM213 166H214V165H213ZM233 166H234V165H233ZM233 166L231 165L230 168H233ZM235 166H237V165H235ZM238 166H239V165H238ZM240 166H241V165H240ZM240 166H239V167H240ZM44 167L47 168V166H44ZM44 167H43V169H45ZM66 167H67V166H66ZM70 167H71V165H70ZM84 167H85V168H84ZM84 167H83V169H86V166H84ZM88 167H89V166H88ZM148 167H149V166H148ZM156 167H157V165H156ZM164 167H165V166H164ZM14 168H15V167H14ZM17 168H18V167H17ZM17 168H16V170H17ZM20 168H23V167H20ZM49 168H50V167H49ZM90 168H91V166H90ZM145 168H146V167H145ZM165 168H166V167H165ZM172 168H173V167H172ZM8 169H9V167H8ZM23 169H24V168H23ZM51 169H52V166H51ZM51 169H50V170H51ZM63 169H64V168H63ZM66 169H67V168H66ZM76 169L78 170V168H73V169H72V167H71V169H68V170H69V172H70V171L73 172V171L76 170ZM121 169H123V168H121ZM121 169H120V170H121ZM150 169H151V168H150ZM173 169H174V168H173ZM235 169H236V168H235ZM10 170H11V168H10ZM72 170H73V171H72ZM77 170H76V171H77ZM79 170H80V168H79ZM87 170H88V169H87ZM133 170H134V169H133ZM160 170H161V169H159V171H160ZM168 170H169V169H168ZM176 170H177V169H176ZM225 170H226V169H225ZM7 171H8V170H7ZM14 171H15V169H14ZM76 171L73 172V173H75V175H76ZM118 171H119V169H118ZM137 171H138V170H137ZM137 171H136V172H137ZM140 171H142V169H141ZM146 171H148V169H147ZM150 171H151V170H150ZM165 171H166V170H165ZM251 171H252V170H251ZM251 171H248V172L251 173ZM9 172H10V171H9ZM15 172H16V171H15ZM20 172H21V170H20ZM22 172H23V171H22ZM22 172H21V173H22ZM51 172H54V171H51ZM64 172H65V171H64ZM78 172H80V171H78ZM119 172H120V171H119ZM124 172H125V171H124ZM157 172H158V170H157ZM157 172H156V173H157ZM3 173H2V175H3ZM10 173H11V172H10ZM10 173H9V174H10ZM12 173H13V172H12ZM16 173H17V172H16ZM73 173H72V174H73ZM80 173H81V172H80ZM143 173H144V172H143ZM151 173H152V172H151ZM151 173H149V174H151ZM162 173H163V172H162ZM164 173H165V172H164ZM164 173H163V174H164ZM167 173H168V171H167ZM246 173H247V172H246ZM246 173H245V174H246ZM257 173H258V172H257ZM19 174H20V173H19ZM26 174H27V173H26ZM41 174H42V173H41ZM41 174H40V175H41ZM69 174H70V173H69ZM83 174H84V173H83ZM145 174H147V173H145ZM149 174H147V176H148ZM158 174H159V173H158ZM176 174H177V172H176ZM178 174H179V172H178ZM181 174H182V173H181ZM247 174H248V173H247ZM56 175H57V173H56ZM63 175H64V174H63ZM80 175H81V174H80ZM87 175H88V174H87ZM101 175H102V174H101ZM134 175H135V174H134ZM137 175H138V174H137ZM139 175H140V174H139ZM141 175H142V174H141ZM164 175H165V174H164ZM166 175H167V174H166ZM169 175H170V174H169ZM243 175H244V174H242V176H243ZM252 175H253V174H252ZM259 175H260V173H259ZM11 176H12V174H11ZM22 176H23V175H22ZM22 176H19V177H22ZM25 176H26V175H25ZM33 176H34V174H33ZM42 176H44V175H42ZM145 176H146V175H145ZM154 176H155V175H154ZM172 176H173V175H172ZM174 176H175V175H174ZM176 176H177V175H176ZM176 176H175V178H176ZM246 176H247V175H246ZM255 176H257V175H255ZM3 177H5V176H3ZM64 177H66V176H64ZM68 177H69V175H68ZM78 177H79V175H78ZM78 177H77V178H78ZM90 177H91V176H90ZM130 177H131V176H130ZM140 177H141V176H140ZM252 177H253V176H252ZM258 177H260V176H258ZM5 178H6V177H5ZM11 178H13V177H11ZM16 178H17V177H16ZM16 178H15V179H16ZM22 178H23V177H22ZM25 178H26V177H25ZM38 178H39V176H38ZM41 178H42V177L40 176V178L38 179L39 182H40V179H41ZM44 178H45V177H43V179H44ZM57 178H59V177H56V179H57ZM72 178H73V177H72ZM74 178H76V177L74 176ZM77 178H76V179H77ZM79 178H80V177H79ZM79 178H78V179H79ZM87 178H88V177H87ZM127 178H128V177H127ZM142 178H143V177H142ZM147 178H148V177H147ZM152 178H153V177H152ZM161 178H162V176H161ZM167 178H168V176H167ZM170 178H172V177H170ZM181 178H182V176H181ZM232 178H234V177H232ZM248 178H249V177H248ZM254 178H256V177H254ZM6 179H7V178H6ZM15 179H13V180H15ZM36 179H37V178H36ZM49 179H50V178H49ZM56 179H55V180H56ZM60 179H61V177H60ZM140 179H141V178H140ZM140 179H139V180H140ZM154 179H155V178H154ZM162 179H163V178H162ZM17 180H18V178H17ZM29 180H30V179H29ZM87 180H88V179H87ZM93 180H94V179H93ZM142 180H143V179H142ZM142 180H140V181H142ZM166 180H167V179H165V182L167 183L169 179H168L167 181H166ZM254 180H255V179H254ZM263 180H264V179H263ZM18 181H19V180H18ZM36 181H37V180H36ZM47 181H48V178H47ZM47 181H46V182H47ZM57 181H58V179H57ZM60 181H61V180H60ZM126 181L128 182L127 179H126ZM140 181H139V182H140ZM144 181H145V180H144ZM185 181H186V180H185ZM222 181H223V180H222ZM249 181H250V180H249ZM257 181H258V180H257ZM3 182H4V180H3ZM8 182H9V181H8ZM11 182H12V181H11ZM41 182H42V181H41ZM44 182H45V181H44ZM49 182H50V181H49ZM75 182H77V181H75ZM129 182H130V181H129ZM129 182H128V183H129ZM131 182H133V181L131 180ZM137 182H138V180H137ZM137 182H136V183H137ZM139 182H138V184H139ZM147 182H148V180H147ZM153 182H154V180H153ZM156 182H157V181H156ZM169 182H170V181H169ZM214 182H215V181H214ZM237 182H238V181H237ZM12 183H14V182H12ZM12 183H11V184H12ZM55 183H56V181H55ZM62 183H63V182H62ZM62 183H60V184L62 185ZM141 183H142V182H141ZM141 183H140V184H141ZM149 183H150V181H149ZM171 183H173V181H172ZM230 183H231V182H230ZM230 183H229V184H230ZM0 184H1V183H0ZM8 184H9V183H8ZM26 184H27V183H26ZM47 184H48V182H47ZM50 184L54 185L53 183H50ZM67 184H68V183H67ZM132 184H133V183H132ZM138 184H135V186H136V185L138 186ZM144 184H146V183H144ZM169 184H170V183H169ZM209 184H210V183H209ZM238 184H240V183H238ZM238 184L236 183L237 187H240V186H238ZM255 184H256V183H255ZM19 185H20V184H19ZM27 185H28V184H27ZM31 185L34 186V183L31 184ZM31 185H30V186H31ZM45 185H46V184H44V187H45ZM68 185H70V183H69ZM123 185H125V184H123ZM127 185H128V184L126 183L125 186H127ZM151 185H152V184H151ZM172 185H173V184H172ZM172 185H171V186H172ZM187 185H188V184H187ZM244 185H245V184H244ZM244 185H243V186H244ZM260 185H261V184H260ZM30 186H29V187H30ZM48 186H49V185H48ZM64 186H65V183H64ZM66 186H67V185H66ZM66 186H65V187H66ZM100 186H101V185H100ZM132 186H133V185H132ZM135 186H134V187H135ZM137 186H136V187H137ZM141 186H142V184H141ZM171 186H170V187H171ZM176 186H177V184H176ZM182 186H183V185H182ZM227 186H229V185H227ZM233 186H234V185H233ZM29 187H28V189H30ZM31 187H32V186H31ZM35 187H36V186H35ZM44 187H43V188H44ZM46 187H47V186H46ZM49 187H50V186H49ZM53 187H54V186H53ZM57 187H58V186H57ZM60 187H61V186H60ZM60 187H59V189H60ZM62 187H63V186H62ZM136 187H135V188H136ZM150 187H151V186H150ZM156 187H157V186H156ZM207 187H208V186H207ZM218 187H219V186H218ZM230 187H231V186H230ZM259 187H260V186H259ZM18 188H19V187H18ZM18 188H17V189H18ZM21 188H22V186H21ZM21 188H20L19 191H21ZM36 188H37V187H36ZM51 188H52V186H51ZM63 188H64V187H63ZM63 188H62V189H63ZM138 188H140V186H138ZM177 188H178V187H177ZM234 188H235V187L231 188V191H232V189H234ZM248 188H249V187H248ZM248 188H247V189H248ZM3 189H4V188H3ZM7 189H9V188H7ZM14 189H15V188H14ZM28 189H27V190H28ZM32 189H33V188H32ZM53 189H54V188H53ZM55 189H56V188H55ZM62 189H61V190H62ZM65 189H66V188H65ZM67 189H68V188H67ZM119 189H121V188H119ZM144 189H145V188H144ZM152 189H153V188H152ZM152 189H151V190H152ZM259 189H260V188H259ZM9 190H10V189H9ZM27 190L25 189L26 192H27ZM37 190L39 191L40 189H37ZM51 190H52V189H51ZM136 190H137V189H136ZM145 190H147V189H145ZM148 190H149V187H148ZM169 190H170V188H169ZM169 190H168V191H169ZM182 190H184V189H182ZM191 190H192V189H191ZM198 190H199V189H196L197 192H198ZM200 190H201V189H200ZM249 190H250V189H249ZM7 191H8V190H7ZM30 191H32V190H29V192H30ZM46 191H47V190H46ZM46 191H44V193H45ZM132 191H133V190H132ZM137 191H138V190H137ZM140 191H142V190H140ZM176 191H177V190H176ZM184 191H186V189H185ZM184 191H183V192H184ZM221 191H223V190H221ZM221 191H220V192H221ZM226 191H227V190H226ZM238 191H239V189H238ZM254 191H255V190H254ZM15 192H16V191H15ZM26 192H25V193H26ZM35 192H36V191H35ZM50 192H51V191H50ZM90 192H91V191H90ZM117 192H119V191H116V192H115V195H116ZM126 192H127V190H126ZM130 192H131V191H130ZM142 192H144V190H143ZM169 192H170V191H169ZM171 192H172V191H171ZM171 192H170V194H171ZM177 192H178V191H177ZM181 192H182V191H181ZM187 192H188V191H187ZM194 192H195V191H194ZM200 192H201V191H200ZM240 192H241V191H240ZM244 192H245V191H244ZM244 192L242 191L241 194H243ZM2 193H3V192H2ZM16 193H18V192H16ZM37 193H38V192H37ZM120 193H122V192H120ZM120 193H118V195H119ZM123 193H124V192H123ZM132 193H133V192H132ZM134 193H135V192H134ZM150 193H152V192H150ZM160 193H161V192H160ZM174 193H175V192H174ZM195 193H196V192H195ZM212 193H213V192H212ZM5 194H6V191H5ZM26 194H27V193H26ZM128 194H129V193H128ZM128 194L125 193V195H128ZM135 194H137V193H135ZM139 194H141V192H140ZM145 194H148V191H147V193H145ZM186 194H187V193H186ZM205 194H206V193H205ZM224 194H225V193H224ZM224 194H223V195H224ZM227 194H230V193H227ZM238 194H239V192H238ZM9 195H10V194H9ZM11 195H12V194H11ZM58 195H59V194H58ZM99 195H100V194H99ZM104 195H105V194H104ZM132 195H133V194H132ZM197 195H198V194H197ZM200 195H201V194H200ZM200 195H199V196H200ZM212 195H213V194H212ZM219 195H220V194H219ZM223 195H222V196H223ZM236 195H237V194H236ZM15 196L18 197V195H15ZM23 196H24V195H23ZM23 196H22V197H23ZM56 196H57V195H56ZM64 196H65V195H64ZM123 196H124V195H123ZM134 196H135V195H133V197H134ZM137 196H138V195H137ZM146 196H147V195H146ZM155 196H156V195H155ZM157 196H158V195H157ZM181 196H183V195H181ZM181 196H180V197H181ZM184 196H185V194H184ZM209 196H211V195H209ZM213 196H214V195H213ZM216 196H218V195H216ZM216 196H215V197H216ZM222 196H221V197H222ZM238 196H239V195H238ZM238 196H237V197H238ZM242 196H243V195H242ZM242 196H241V197H242ZM255 196H256V195H255ZM11 197L13 198V196H10V198H11ZM19 197H20V196H19ZM44 197H45V196H44ZM53 197H54V196H53ZM97 197H98V196H97ZM97 197H96V198H97ZM106 197H107V196H106ZM106 197H105V198H106ZM117 197H118V196H117ZM128 197H129V196H128ZM130 197H131V193H130ZM141 197H142V196H141ZM167 197H168V196H167ZM170 197H171V196H170ZM221 197H219V198H221ZM229 197H230V195H229ZM241 197H240V198H241ZM244 197H246V196H244ZM85 198H86V196H85ZM135 198H136V197H135ZM138 198H139V197H138ZM156 198H159V196L156 197ZM165 198H166V197H165ZM216 198H217V197H216ZM232 198H233V197H232ZM242 198H243V197H242ZM256 198H257V197H256ZM6 199H7V197H6ZM110 199H111V198H109V200H110ZM141 199H142V198H141ZM175 199H176V198H175ZM195 199H196V198H195ZM208 199H209V198H208ZM0 200H2V199H0ZM3 200H4V199H3ZM3 200H2V201H3ZM9 200H10V199H9ZM63 200H64V199H63ZM104 200H105V199H104ZM123 200H125V199H123ZM130 200H132V199H129V201H130ZM139 200H140V198H139ZM158 200H159V199H158ZM167 200H168V201H169V200L171 201V199H167ZM173 200H174V199H173ZM183 200H184V199H183ZM186 200L189 201V198H187ZM191 200H192V199H191ZM202 200H203V199H202ZM209 200H210V199H209ZM213 200H214V199H213ZM219 200H220V199H219ZM232 200H233V199H232ZM235 200H236V198H235ZM241 200H242V199H241ZM255 200H256V199H255ZM258 200H259V199H258ZM2 201H1V202H2ZM6 201H7V200H6ZM38 201H39V199H38ZM113 201H114V200H113ZM134 201H136V200H134ZM144 201H145V199H144ZM148 201H149V200H148ZM184 201H185V200H184ZM3 202H4V201H3ZM20 202H21V201H20ZM24 202H25V201H24ZM94 202H95V199H94ZM125 202H126V201H125ZM151 202H152V201H151ZM185 202H186V201H185ZM190 202H191V201H190ZM195 202H196V200H195ZM202 202H203V201H202ZM223 202H224V200H223ZM233 202H234V201H233ZM245 202H246V201H245ZM15 203H16V202H15ZM17 203H19V201H17ZM95 203H96V202H95ZM103 203H104V202H103ZM110 203H111V202H110ZM110 203H109V204H110ZM123 203H124V202H123ZM123 203H122L121 205H124ZM134 203H136V202H134ZM134 203H132V204H134ZM142 203H143V202H142ZM145 203H146V202H145ZM187 203H188V202H187ZM192 203H193V201H192ZM198 203H199V202H198ZM203 203H204V202H203ZM210 203H211V201H210ZM4 204H5V203H4ZM10 204H11V203H10ZM19 204L21 205L22 203H19ZM26 204H27V203L25 202V205H26ZM37 204H38V203H37ZM93 204H94V203H93ZM101 204H102V203H101ZM111 204H112V203H111ZM126 204H127V203H126ZM140 204H141V203H140ZM146 204H147V203H146ZM149 204H150V203H149ZM157 204H158V201H157ZM175 204H176V203H175ZM185 204H186V203H185ZM208 204H209V203H208ZM225 204H226V203H225ZM233 204H234V203H233ZM235 204H236V203H235ZM15 205H16V204H15ZM38 205H39V204H38ZM91 205H92V204H91ZM95 205H96V204H95ZM102 205H103V204H102ZM155 205H156V203H155ZM169 205H170V204H169ZM172 205H174V204H172ZM180 205H181V204H179V206H180ZM183 205H184V204H183ZM188 205H189V204H188ZM188 205H187V206H188ZM195 205H197V204H195ZM7 206H8V205H7ZM16 206H17V205H16ZM34 206H35V205H34ZM34 206H33V207H34ZM36 206H37V205H36ZM45 206H47V205H45ZM73 206H74V205H73ZM73 206H72V207H73ZM86 206H87V205H86ZM93 206H94V205H93ZM93 206H92V207H93ZM100 206H101V205H100ZM128 206H129V205H128ZM130 206H131V205H130ZM132 206H133V205H132ZM134 206H135V205H134ZM136 206H138V205H136ZM139 206H141V205H139ZM147 206H148V205H147ZM152 206H153V205H152ZM152 206H151V207H152ZM159 206H160V205H159ZM159 206H158V207H159ZM193 206H194V205H192V206L190 205V206H188L187 208L189 209L190 207H193ZM226 206H227V205H226ZM241 206H242V205H241ZM259 206H260V205H259ZM1 207H2V206H1ZM20 207H21V206H20ZM48 207H49V206H48ZM51 207H52V206H51ZM101 207H102V206H101ZM101 207H100V208H101ZM105 207H106V206H105ZM114 207H117V206H114ZM118 207H120V205H119ZM148 207H150V206H148ZM153 207H154V206H153ZM170 207H171V206H170ZM173 207H174V206H173ZM176 207H177V206H176ZM219 207H220V206H219ZM221 207H222V206H221ZM232 207H233V206H232ZM234 207H235V206H234ZM12 208H13V207H12ZM38 208H39V207H38ZM102 208H103V207H102ZM107 208H108V207H107ZM131 208H132V207H131ZM137 208H138V207H137ZM144 208H145V207H144ZM144 208H143V209H144ZM183 208H184V206H183ZM187 208H186V209H187ZM193 208H196V207H193ZM203 208H204V207H203ZM207 208H209V207L207 206ZM229 208H231V207H229ZM29 209H30V208H29ZM35 209H36V208H35ZM49 209H50V208H48L47 210H49ZM51 209H52V208H51ZM55 209H56V208H55ZM124 209H125V208H124ZM128 209H129V208H128ZM141 209H142V208H141ZM184 209H185V208H184ZM186 209H185V210H186ZM42 210H43V209H42ZM42 210H41V211H42ZM44 210H45V209H44ZM44 210H43V211H44ZM121 210H122V209H121ZM133 210H134V209H133ZM133 210H132V211H133ZM135 210H138V209H135ZM157 210H158V208H157ZM162 210H163V209H162ZM185 210H184V211H185ZM196 210H197V209H196ZM38 211H39V210H38ZM112 211H113V210H112ZM129 211H130V209H129ZM129 211L127 210L128 214L130 213ZM138 211H139V210H138ZM141 211H142V210H141ZM141 211H140V212H141ZM145 211H147V210L145 209ZM145 211H144V212H145ZM151 211H152V210H151ZM153 211H154V210H153ZM221 211H223V210H221ZM225 211H226V210H225ZM0 212H1V211H0ZM46 212H47V211H46ZM51 212H52V211H51ZM60 212H62V211H60ZM66 212H67V211H66ZM68 212H69V211H68ZM82 212H83V211H82ZM115 212H116V211H115ZM120 212H121V211H120ZM125 212H126V210H125ZM136 212H137V211H136ZM156 212H157V211H156ZM191 212H192V211H191ZM191 212H190V213H191ZM217 212H218V211H217ZM226 212H227V211H226ZM260 212H261V211H260ZM41 213H42V212H41ZM102 213H103V212H102ZM105 213H106V212H105ZM105 213H104V214H105ZM123 213H124V212H123ZM149 213H150V212H149ZM157 213H158V212H157ZM160 213H161V211H160ZM168 213H169V212H168ZM177 213H178V210H177ZM45 214H46V213H45ZM74 214H75V213H74ZM76 214H77V213H76ZM118 214H119V213H118ZM146 214H147V212H146ZM146 214H145V215H146ZM151 214H153V215L155 216V213L152 212ZM151 214H150V215H151ZM163 214H164V213H163ZM198 214H199V213H198ZM198 214H197V215H198ZM201 214H202V213H201ZM207 214H208V213H207ZM218 214H219V213H218ZM218 214H217V215H218ZM220 214H221V213H220ZM222 214H223V212H222ZM236 214H237V213H236ZM236 214H235V215H236ZM62 215H63V214H62ZM98 215H99V214H98ZM148 215H149V214H148ZM158 215H160V214L158 213ZM238 215H239V214H238ZM2 216H3V215H2ZM4 216H5V215H4ZM29 216H30V215H29ZM43 216H44V215H43ZM54 216H55V215H53V217H54ZM82 216H83V215H82ZM108 216H110V215H108ZM130 216H131V215H130ZM146 216H147V215H146ZM156 216H157V215H156ZM156 216H155V217H156ZM162 216H163V215H162ZM168 216H169V215H168ZM186 216H187V215H186ZM206 216H207V215H206ZM6 217H7V215H6ZM19 217H20V216H19ZM21 217H23V216H21ZM27 217H28V216H27ZM34 217H35V216H34ZM74 217H75V216H74ZM78 217H79V216H78ZM96 217H98V216H96ZM115 217H116V215H115ZM128 217H129V216H128ZM128 217H127V218H128ZM147 217H148V216H147ZM160 217H161V216H160ZM160 217H159V218H160ZM164 217H165V216H164ZM179 217H180V215H179ZM208 217H209V215H208ZM222 217H223V216H222ZM230 217H231V216H230ZM237 217H238V216H237ZM237 217H236V218H237ZM0 218H1V217H0ZM8 218H9V217H8ZM32 218H33V216H32ZM71 218H72V217H71ZM75 218H76V217H75ZM94 218H95V217H94ZM99 218H100V217H99ZM108 218H109V217H108ZM125 218H126V217H125ZM130 218H131V217H130ZM130 218H129L128 220H130ZM169 218H170V217H169ZM182 218H183V216H182ZM226 218H229V217H226ZM231 218H232V217H231ZM248 218H250V217L248 216ZM256 218H257V217H256ZM25 219H26V218H25ZM33 219H34V218H33ZM81 219H82V218H81ZM109 219H110V218H109ZM114 219H115V218H114ZM134 219L136 220L137 218H134ZM139 219H140V218H139ZM143 219H144V218H143ZM148 219H149V217H148ZM161 219L163 220L162 217H161ZM164 219H165V218H164ZM170 219H171V218H170ZM170 219H169V221H170ZM190 219H191V217H190ZM224 219H225V218H224ZM233 219H235V218H233ZM0 220H1V219H0ZM26 220H27V219H26ZM66 220H67V218H66ZM73 220H74V219H73ZM73 220H71V221H73ZM118 220H119V219H118ZM144 220H145V219H144ZM144 220H141V221L143 222ZM157 220H158V219H157ZM186 220H187V218H186ZM195 220H196V219H195ZM231 220H232V219H231ZM257 220H258V219H257ZM257 220H256V221H257ZM37 221H38V220H37ZM37 221H36V223H37ZM42 221H43V220H42ZM42 221H41V222H42ZM59 221H61V220H59ZM67 221H68V220H67ZM79 221H80V220H79ZM114 221H116V220H114ZM121 221H122V220H121ZM121 221H120V222H121ZM132 221H133V220H132ZM153 221H154V219H153ZM153 221H152V222H153ZM175 221H176V220H175ZM187 221H189V220H187ZM210 221H212V220H210ZM214 221H216V220H214ZM241 221H242V218H241ZM243 221H244V220H243ZM260 221H261V220H260ZM2 222H3V221H2ZM27 222H28V221H27ZM38 222H39V221H38ZM41 222H39V223H41ZM80 222H81V221H80ZM122 222H123V221H122ZM138 222H139V221H138ZM148 222H149V221H148ZM182 222H183V221H181V223H182ZM195 222H196V224H197V221H194V223H195ZM218 222H219V220H218ZM224 222H225V220H224ZM231 222H232V221H231ZM231 222H230V223H231ZM7 223H8V222H7ZM34 223H35V222H34ZM59 223H60V222H59ZM68 223H69V221H68ZM71 223H72V222H71ZM83 223H84V222H83ZM110 223H111V222H110ZM113 223L115 224L116 222H113ZM133 223H134V221H133ZM133 223H132V224H133ZM143 223H144V222H143ZM143 223H142V224H143ZM149 223H150V222H149ZM160 223H161V222H160ZM198 223H199V222H198ZM210 223H211V222H210ZM210 223H209V224H210ZM213 223H214V222H213ZM219 223H220V222H219ZM219 223H218V224H219ZM225 223H226V222H225ZM237 223H238V222H237ZM256 223H257V222H256ZM9 224H10V223H9ZM25 224H26V223H25ZM37 224H38V223H37ZM56 224H57V223H56ZM60 224H61V223H60ZM73 224H74V223H73ZM75 224H76V223H75ZM121 224H122V223H121ZM126 224H127V221H126ZM134 224H135V223H134ZM173 224H174V222H173ZM189 224H190V223H189ZM191 224H192V223H191ZM191 224H190V226H191ZM209 224H208V226H209ZM222 224H223V222H222ZM231 224H232V223H231ZM238 224H239V223H238ZM250 224H251V223H250ZM253 224H254V223H253ZM258 224H259V222H258ZM1 225H2V224H1ZM10 225H11V224H10ZM27 225H28V224H27ZM58 225H59V224H58ZM58 225H57V226H58ZM80 225H81V224H80ZM109 225H110V224H109ZM116 225H117V224H115V226H116ZM124 225H125V224H124ZM127 225H130V224H127ZM136 225H140V224H136ZM150 225H151V223H150ZM158 225H161V224H158ZM186 225H188V223H187ZM186 225H185V227H186ZM260 225H261V224H260ZM260 225H259V227H260ZM6 226H7V225H6ZM122 226H123V225H122ZM133 226H134V225H133ZM142 226H143V225H142ZM156 226H157V225H156ZM161 226H162V225H161ZM161 226H160V227H161ZM165 226H166V225H165ZM237 226H238V225H237ZM242 226H243V225H242ZM250 226H251V225H250ZM250 226H249V227H250ZM252 226H253V225H252ZM257 226H258V225H257ZM262 226H263V225H262ZM13 227H14V226H13ZM104 227H105V226H104ZM111 227H112V226H111ZM123 227H125V226H123ZM128 227H129V226H128ZM128 227H127V228H128ZM135 227H136V226H135ZM148 227H149V224H148ZM150 227H152V226H150ZM154 227H155V225H154ZM158 227H159V226H158ZM162 227H163V226H162ZM162 227H161V228H162ZM205 227H206V226H205ZM263 227H264V226H263ZM263 227H262V228H263ZM109 228H110V227H109ZM112 228H113V227H112ZM115 228H116V227H115ZM118 228H119V227H118ZM132 228H133V227H132ZM132 228H131L130 230H132ZM138 228H139V227H138ZM142 228H143V227H142ZM155 228H156V227H155ZM161 228H160V230H161ZM171 228H172V227H171ZM188 228H189V227H188ZM231 228H232V227H231ZM262 228H261V229H262ZM0 229H1V228H0ZM9 229H10V228H9ZM12 229H13V228H12ZM14 229H15V228H14ZM16 229H18V228H16ZM85 229H86V228H85ZM88 229H89V226H88ZM95 229H96V228H95ZM106 229H107V228H106ZM119 229H120V228H119ZM136 229H137V228H136ZM144 229H145V228H144ZM144 229H143V230H144ZM149 229H150V228H149ZM149 229H147V230H149ZM152 229H153V228H152ZM195 229H196V228H195ZM198 229H199V228H198ZM202 229H203V228H201V230H202ZM205 229H207V228H205ZM211 229H212V228H211ZM227 229H229V228H227ZM227 229H226V230H227ZM235 229H236V228H235ZM240 229H241V227H240ZM246 229H247V228H246ZM250 229H251V228H250ZM261 229H260L259 232H261V233L263 234L264 231L261 230ZM7 230H8V229H7ZM7 230H6V231H7ZM10 230H11V229H10ZM103 230H105V229L103 228ZM116 230H117V228H116ZM121 230H122V228H121ZM125 230H127V229H125ZM156 230H157V229H156ZM203 230H204V229H203ZM209 230H210V229H209ZM13 231H14V230H13ZM18 231H19V230H18ZM50 231H51V230H50ZM78 231H79V230H78ZM78 231H76V232L79 233ZM109 231H110V230H109ZM112 231H113V230H112ZM118 231H119V230H118ZM132 231H133V230H132ZM151 231H152V230H151ZM174 231H175V230H174ZM184 231H185V230H184ZM188 231L190 232V231H192V230H188ZM227 231H230V229L227 230ZM255 231H257V230H255ZM262 231H263V232H262ZM2 232H3V231H2ZM14 232H15V231H14ZM25 232H26V231H25ZM60 232H61V231H60ZM113 232H114V231H113ZM120 232H121V231H120ZM120 232H119V233H120ZM127 232H128V231H127ZM127 232H125V233H127ZM149 232H150V231H149ZM167 232H168V231H167ZM199 232H200V231H199ZM234 232H235V231H234ZM241 232H242V231H241ZM247 232H249V231H247ZM11 233H12V232H11ZM47 233H48V232H47ZM63 233H64V232H63ZM88 233H90V232H88ZM99 233H100V232H99ZM121 233H122V232H121ZM125 233H124V234H125ZM129 233H130V231H129ZM156 233H157V235H158L159 232L156 231ZM156 233H155V234H156ZM191 233H192V232H190V234H191ZM202 233H203V232H202ZM219 233H220V232H219ZM14 234H15V233H14ZM16 234H17V233H16ZM33 234H34V233H33ZM66 234H67V233H66ZM69 234H70V233H68V236H66L67 238L69 237ZM75 234H76V233H75ZM79 234H80V233H79ZM85 234H86V233H85ZM97 234H98V233H97ZM109 234H110V233H109ZM109 234H108V235H109ZM122 234H123V233H122ZM136 234H137V233H136ZM147 234H148V233H147ZM153 234H154V232H153ZM161 234H162V233H161ZM226 234H227V233H226ZM11 235H12V234H11ZM22 235H23V234H22ZM82 235H83V234H82ZM106 235H107V234H106ZM117 235H118V234H116V236H117ZM129 235H130V234H129ZM129 235H128V236H129ZM157 235H156V236H157ZM164 235H165V234H164ZM164 235H162V236H164ZM168 235H169V234H168ZM177 235H178V234H177ZM197 235H198V234H197ZM200 235H201V234H200ZM203 235H204V234H203ZM205 235H206V234H205ZM207 235H208V234H207ZM209 235H210V234H209ZM212 235H214V234H212ZM216 235H217V234H216ZM8 236H9V235H8ZM14 236H15V235H13V238H14ZM63 236H64V235H63ZM109 236H110V235H109ZM109 236H108V238H109ZM125 236H127V235H125ZM128 236H127V237H128ZM162 236H161V237H162ZM190 236H191V235H190ZM201 236H202V235H201ZM229 236H230V235H229ZM247 236H248V235H247ZM10 237H11V236H10ZM60 237H61V236H60ZM70 237L72 238L73 236H70ZM86 237H87V235H86ZM102 237H103V236H102ZM120 237H121V236H120ZM131 237H132V236H131ZM133 237H134V236H133ZM176 237H177V236H176ZM199 237H200V236H199ZM204 237H205V236H204ZM210 237H211V236H210ZM216 237H217V236H216ZM219 237H220V236H219ZM239 237H240V236H239ZM241 237H242V235H241ZM5 238H6V237H5ZM8 238H9V237H8ZM56 238H57V237H56ZM64 238H65V237H64ZM71 238H70V239H71ZM103 238H104V237H103ZM108 238H107V239H108ZM128 238H129V237H128ZM170 238H171V235H170ZM181 238H182V237H181ZM186 238H187V237H186ZM206 238H207V237H206ZM242 238H243V237H242ZM53 239H54V238H53ZM68 239H69V238H68ZM72 239H73V238H72ZM75 239H77V238H75ZM116 239H117V238H116ZM132 239H133V238H132ZM151 239H153V237H152ZM157 239H158V237H157ZM165 239H166V238H165ZM167 239H168V238H167ZM167 239H166V240H167ZM176 239H177V238H176ZM183 239H184V238H183ZM194 239H196V238H194ZM197 239H199V238H197ZM200 239H201V238H200ZM207 239H208V238H207ZM210 239H211V238H210ZM236 239H237V238H236ZM10 240H11V239H10ZM38 240H39V239H38ZM54 240H55V239H54ZM54 240H53V242H54ZM57 240H58V239H57ZM57 240H56V241H57ZM110 240H111V239H110ZM119 240H120V239H119ZM130 240H131V239H130ZM170 240H171V239H170ZM180 240H181V239H180ZM180 240H177V241L180 242ZM188 240H189V239H188ZM202 240H203V239H202ZM204 240H206V239H204ZM6 241L9 242V240H6ZM32 241H33V240H32ZM61 241H62V239H61ZM72 241H74V240H72ZM77 241H79V240H77ZM105 241H106V240H105ZM108 241H109V240H108ZM124 241H125V240H124ZM124 241H123V242H124ZM126 241L128 242L129 240L126 239ZM174 241H175V240H174ZM212 241H213V240H212ZM13 242H14V241H13ZM28 242L31 243L29 240H28ZM40 242H41V241H40ZM81 242H83V241L81 240ZM106 242H107V241H106ZM109 242H110V241H109ZM111 242H112V241H111ZM129 242H130V241H129ZM167 242H168V241H167ZM171 242H173V241H171ZM171 242H170V243L168 242V243L171 244ZM192 242H193V241H192ZM195 242H197V241L195 240ZM209 242H210V241H209ZM223 242H224V241H223ZM21 243H22V242H21ZM26 243H27V242H26ZM26 243H23V244H26ZM37 243H38V242H37ZM55 243H56V242H55ZM99 243H100V242H99ZM99 243H97V244H99ZM112 243H113V242H112ZM114 243H115V242H114ZM125 243H126V242H125ZM153 243H154V242H153ZM190 243H191V242H190ZM197 243H198V242H197ZM199 243H200V242H199ZM199 243H198V244H199ZM202 243H203V242H202ZM202 243H201V244H202ZM205 243H206V241H205ZM213 243H214V242H213ZM216 243H217V242H216ZM235 243H236V242H235ZM260 243H261V242H260ZM3 244H4V243H3ZM3 244H1V245H3ZM74 244H75V243H74ZM76 244H77V243H76ZM101 244H102V243H101ZM104 244H106V243H104ZM130 244H131V243H130ZM130 244H129V245H130ZM143 244H144V243H143ZM150 244H151V243H150ZM163 244H164V243H163ZM172 244H173V243H172ZM175 244H176V243H175ZM177 244H178V243H177ZM181 244H183V241H182ZM193 244H194V243H193ZM203 244H204V243H203ZM227 244H229V243H227ZM238 244H239V243H238ZM92 245H93V244H92ZM92 245H91V246H92ZM112 245H113V244H112ZM115 245H116V243H115ZM126 245H127V244H126ZM129 245H128V246H129ZM131 245H132V244H131ZM131 245H130V246H131ZM147 245H149V244H147ZM167 245H168V244H167ZM179 245H180V244H179ZM205 245H206V244H205ZM11 246H12V245H11ZM16 246H17V245H16ZM16 246H15V248H16ZM25 246H26V245H25ZM32 246H34V244H33ZM32 246H31V247H32ZM58 246H59V245H57V247H58ZM74 246H75V245H74ZM77 246H78V244H77ZM79 246H80V245H79ZM79 246L76 247V248L78 249ZM82 246H83V245H82ZM82 246H81V249H82ZM89 246H90V245H89ZM128 246H127V247H128ZM168 246H169V245H168ZM206 246H207V245H206ZM211 246H212V245H211ZM214 246H216V245H214ZM247 246H248V245H247ZM247 246H246V247H247ZM0 247H3V246H0ZM57 247H56V248H57ZM93 247H94V246H93ZM96 247H97V246H96ZM98 247H99V245H98ZM103 247H104V246H103ZM125 247H126V246H125ZM137 247H138V246H137ZM170 247H171V246H170ZM175 247H176V246H175ZM192 247H193V246H192ZM192 247H191V248H192ZM198 247H199V245H198ZM239 247H240V246H239ZM26 248H27V247H26ZM26 248H25V249H26ZM56 248H55V249H56ZM73 248H74V247H73ZM73 248H72V249H73ZM105 248H106V247H105ZM108 248H109V247H108ZM121 248H122V247H121ZM199 248H200V247H199ZM199 248H198V249H199ZM204 248H205V247H204ZM209 248H210V247H209ZM209 248H207V250H208ZM236 248H237V247H236ZM1 249H2V248H1ZM22 249H23V248H22ZM127 249H128V248H127ZM136 249H138V248H136ZM148 249H149V248H148ZM172 249H173V247H172ZM178 249H179V248H178ZM189 249H190V248H189ZM240 249H241V248H240ZM243 249H244V248H243ZM247 249H248V248H246L245 250H247ZM20 250H21V247H20ZM23 250H24V249H23ZM26 250H27V249H26ZM97 250H98V248H97ZM103 250H104V249H103ZM123 250H124V249H123ZM168 250H169V249H168ZM194 250H195V248H194ZM200 250H201V249H200ZM211 250H212V249H211ZM211 250H210V251H211ZM233 250H234V249H233ZM233 250H232V251H233ZM235 250H236V249H235ZM245 250H244V251H245ZM50 251H51V250H50ZM50 251H49L48 253H50ZM60 251H61V249H60ZM125 251H126V249H125ZM142 251H143V250H142ZM142 251H141V252H142ZM170 251L172 252V250H170ZM174 251H175V250H174ZM202 251H205V249H204V250L202 249ZM210 251H209V252H210ZM232 251H231V252H232ZM244 251H243V252H244ZM29 252H30V251H29ZM61 252H62V251H61ZM137 252H138V251H137ZM143 252H144V251H143ZM176 252H177V251H176ZM191 252H192V251H191ZM200 252H201V251H200ZM241 252H242V251H241ZM249 252H250V251H249ZM3 253H4V251H3ZM19 253H20V252H19ZM23 253H24V252H23ZM25 253H26V252H25ZM33 253H34V252H33ZM99 253H100V249H99ZM105 253H107V252H105V250H104V253H103V254H105ZM126 253H127V252H126ZM173 253H174V252H173ZM181 253H182V252H181ZM181 253H180V254H181ZM193 253H194V252H193ZM217 253H218V252H217ZM236 253H237V252H236ZM5 254H6V253H5ZM38 254H39V252H38ZM38 254H37V255H38ZM55 254H56V253H55ZM138 254H139V253H138ZM143 254H144V253H143ZM175 254H176V253H175ZM177 254H179V253H177ZM233 254H235V253H233ZM242 254H243V253H242ZM251 254H253V253H251ZM7 255H8V253H7ZM23 255H24V254H23ZM23 255H22V256H23ZM26 255H27V253H26ZM26 255H25V257H26ZM29 255H30V254H29ZM34 255H35V254H34ZM39 255H41V254H39ZM136 255H137V254H135L134 256H136ZM197 255H198V254H197ZM224 255H225V253H224ZM224 255H223V256H224ZM236 255H237V254H236ZM249 255H250V254H249ZM253 255H254V254H253ZM253 255H252V256H253ZM258 255H259V254H258ZM52 256H53V254H52ZM52 256H50V257H52ZM68 256H70V255H68ZM85 256H86V255H85ZM109 256H110V255H109ZM109 256H107V255L104 256V257H105V258H104L105 261H106V257L109 258ZM195 256H196V255H195ZM227 256H229V255H227ZM232 256H233V255H232ZM238 256H239V253H238ZM244 256H245V254H244ZM3 257H4V256H3ZM34 257H35V256H34ZM40 257H41V256H40ZM53 257H54V256H53ZM53 257H52V258H53ZM62 257H63V256H62ZM83 257H84V256H82V258H83ZM101 257H102V256H101ZM120 257H121V255H120ZM230 257H231V256H230ZM256 257H257V256H256ZM21 258H22V257H21ZM95 258H96V257H95ZM97 258H98V257H97ZM135 258H136V257H135ZM168 258H169V257H168ZM177 258H178V257H177ZM186 258H187V257H186ZM191 258H192V257H191ZM193 258H194V257H193ZM207 258H208V257H207ZM231 258H232V257H231ZM233 258H234V256H233ZM243 258H244V257H243ZM263 258H264V257H263ZM45 259H46L47 262H48L47 257H46ZM98 259H99V258H98ZM132 259H133V258H132ZM175 259H176V258H175ZM184 259H185V258H184ZM194 259H195V258H194ZM194 259H193V260H194ZM30 260H31V259H30ZM51 260H52V259H51ZM54 260H55V259H54ZM66 260H68V259H66ZM69 260H70V259H69ZM92 260H93V258H92ZM94 260H95V259H94ZM118 260H119V259H118ZM135 260H136V259H135ZM165 260H166V259H165ZM187 260H189V259H187ZM195 260H196V259H195ZM229 260H230V259H229ZM243 260H244V259H243ZM64 261H65V260H64ZM138 261H139V260H138ZM167 261H168V260H167ZM175 261H176V260H175ZM182 261H183V260H182ZM189 261H190V260H189ZM233 261H234V260H233ZM233 261H231V262H233ZM237 261H238V260H237ZM7 262H8V261H7ZM25 262H26V261H25ZM34 262H35V261H34ZM40 262H41V259H40ZM43 262H46V261H43ZM47 262H46V263H47ZM52 262H53V261H52ZM67 262H68V261H67ZM69 262H70V261H69ZM83 262H84V258H83ZM95 262H96V260H95ZM154 262H155V261H154ZM164 262H165V261H164ZM183 262H184V261H183ZM186 262H187V261H186ZM186 262H185V263H186ZM195 262H198V260L195 261ZM199 262H200V261H199ZM206 262H207V260H206ZM22 263H23V262H22ZM54 263H55V262H54ZM54 263H53V264H54ZM63 263H65V262H63ZM77 263H78V262H77ZM77 263H76V264H77ZM97 263H98V261H97ZM106 263H107V262H106ZM121 263H123V262H121ZM155 263H157V260H156ZM166 263H169V262H166ZM172 263H173V262H172ZM188 263H189V262H188ZM210 263H211V262H210ZM226 263H227V262H226ZM229 263H230V262H229ZM241 263H242V262H241ZM245 263H246V262H245ZM248 263H249V262H248ZM23 264H25V263H23ZM34 264H35V263H34ZM68 264H70V263H68ZM94 264H95V263H94ZM104 264H105V263H104ZM160 264H163V263H160ZM189 264H190V263H189ZM193 264H194V263H193ZM202 264H203V262H202ZM206 264H207V263H206ZM212 264H213V263H212ZM216 264H217V263H216ZM230 264H231V263H230ZM242 264H243V263H242ZM257 264H258V263H257ZM262 264H263V262H262Z\"/></svg>", "mask_w": 264, "mask_h": 264}]
</instances>
